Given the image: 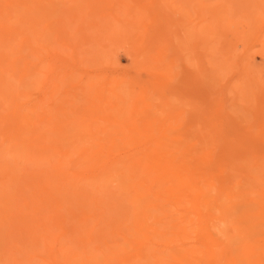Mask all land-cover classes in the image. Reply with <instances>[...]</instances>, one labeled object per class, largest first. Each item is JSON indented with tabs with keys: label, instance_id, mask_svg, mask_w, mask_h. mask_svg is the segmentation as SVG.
Wrapping results in <instances>:
<instances>
[{
	"label": "rangeland",
	"instance_id": "rangeland-1",
	"mask_svg": "<svg viewBox=\"0 0 264 264\" xmlns=\"http://www.w3.org/2000/svg\"><path fill=\"white\" fill-rule=\"evenodd\" d=\"M3 1V0H2ZM23 0H21V2H22ZM66 1V0H65ZM68 1V0H67ZM66 1V2H67ZM74 0H70V3H69V1H68V3L66 4L65 2H61V4H60V0H46L45 1V3H44V1L42 0H36V2L34 3V2H32L31 3V5H29L30 4V1H27V5L25 4V3H22V6H21V2H19V4H20V6L19 5H15V6H18V8H20V7H22V9H24L25 7V5L28 7V5H29V7L31 6V8H28V9H30V11H31V13H30V11L28 12L29 13V15H30V19H31V17L33 18V17H36V16H31L34 12L33 11H35V13H37L36 12V9H37V7H39L40 8V6H42V4L40 5L39 4V2L40 3H44L43 5H46V6H48V7H46V14H44V11H43V6H42V8H40V10H42L43 12H41V13H43V14H40V16L42 15L43 16V18H45V19H41L40 18V16L37 18L39 21L38 22H42V23H40V27H41V30L40 31H38L39 33L42 31V33H41V38L42 39H37V42L35 43L34 41H36L35 39L37 38L36 37V34H34V32H33V34H34V37H33V35L31 34L32 33V30L29 28L28 30H30L29 31V33L30 34H27L28 36H31L32 35V37H33V42L34 43H32V44H34L35 45V47H37L35 50H36V52H34L29 58L31 59V60H33V61H35V62H40V60H42V62H41V64H40V68L38 69L39 71H37V72H35V75H34V77H33V80L31 81V84H32V82L34 83V85H31L30 83H29V85H30V87L29 86H25V85H20L16 90H18V92H16V90H15V92H13L14 94V96L16 97V100L15 99H13V98H10V100L8 101L9 103H5L4 105L5 106H3V104L1 105L2 107H0V130L2 131H4L5 129H7V127L6 126H8V125H15L16 124V120L15 119H17V117L16 116H18V109H20L19 108V106L21 105V104H23V105H25L24 107H30L31 106V104L33 103V102H42V104H43V106H44V108L42 107V109H40V112H45V114H47L49 117H47V118H49V124H50V126H52V127H54V125L55 126H58L57 124H62V122L64 123V124H62V126H64V125H68V123H70V127L68 126V131L71 129L72 130V128H74L75 129V123H76V121L74 122V120L76 119V116L77 115H74V113H73V109H77V107L78 106H81L82 108L84 107L85 109H86V112H87V110H88V108H89V106L91 105L92 107H93V110H92V107H91V110H89V114H91V116L92 115H94V113L96 112V110H97V105H102L103 103H101L103 100V102H105V103H108V102H110L112 99H113V101L115 100V98L117 97L116 95H114L113 96V94H110V95H112V96H110L112 99L110 100V98H109V101L107 100L108 99V97L106 98V101H108V102H106L105 101V94H106V92L107 93H109L108 91H107V88H109V89H111V87L112 88H116V86H117V83L119 82V79L120 80H123V79H125V82H124V85L126 84V86H129V85H131V84H127V80H126V78L129 80V79H132L133 81H134V83H133V86L134 87H132V89L130 88V86H129V89L131 90V91H133V89H135V87H136V89L137 90H139V91H142L143 90V88H144V90H148L147 91V94H148V98L146 97V99H147V102L148 101H150V100H152V101H150L151 103L149 104V106L147 105V104H144V108L143 109H141L142 111H144V115H146L145 114V108H146V106L145 105H147V108H146V110H149V111H151L150 109H152V110H159V114H158V116L154 119H152L151 118V120L149 119V118H146V120L148 121L149 120V122L151 121V123L150 124H154L155 125V127H156V131L157 132H159L161 129H165V128H167V127H170V124L171 125H173V127L175 128L176 127V130L178 131V132H182V133H184V132H186L187 130L190 132H192L193 130L196 132V133H194L193 132V135L195 134H197V132L199 131V129H195V128H201V130H202V127H203V129H204V132H205V127H206V133L208 134L209 132L212 134L213 133V136H214V138H213V136L212 135H210V134H208L209 135V137L212 139V141L214 140H216L215 141V143H211V141L209 140V142H207V148L209 149H212L211 151H213V152H210V162H211V160H214V161H212L211 163H210V165L211 164H216L215 166H213V165H211V167H213V168H215L216 167V169H222V168H224V169H228V172H229V176H228V180H227V182H224V184H226V183H228V185H230V186H232V188H231V190H232V192L233 191H235V189H236V187H237V189H236V191L235 192H233L231 195H232V197H233V194L235 193V194H237V192L239 191V193H238V198L237 199H239L238 201H239V203L242 201V204L244 203V202H246L244 205H246V204H250L251 203V200L250 199H252L251 197H250V195H252V197L254 196L253 195V193L254 192H256V190H259V192L260 191H263L264 192V190H262V188L260 189L259 187H260V183H262V181H264V41H263V39H264V37H262L260 34H258V32L257 31H260L261 29L259 28V30L258 29H256V31H255V29H253L252 28V26H255V25H253L252 24V19L250 18V16L253 18V15H252V13H255L254 12V10L256 9L255 7H260L259 5H262V4H264V0L262 1V0H257L258 2V4L259 5H257V4H254V5H252L251 3L252 2H250V4L249 5H247V4H244V3H242L241 5L240 4H238L239 3V1H241V0H231V3L230 4H228V8H227V10L225 9V10H223L222 8H225L226 6L225 5H227V3H229V1L227 0H219V2H217L218 0H203L204 1V3H203V1H201V0H169V2L171 1V3H170V5L169 6H164L163 5V3L165 2V1H168V0H123L122 2H121V0H111V1H109V0H78L81 4H79V6L78 5H76V3L78 2L77 0L75 1V2H73ZM92 1H94L93 3H92ZM95 1H97V2H95ZM103 1V2H102ZM105 1V2H104ZM119 1V2H118ZM137 1V2H136ZM163 2V3H161V5H157V3L158 4H160L159 2ZM173 1V2H172ZM196 1V2H195ZM253 2H254V0H252ZM11 2V3H10ZM55 2H57L56 4H55ZM82 2H85L84 4L82 3ZM110 4H109V3ZM195 2V3H194ZM198 2H199V7H200V2L202 3V4H205L206 6H204L205 7V9H207V11L205 10V9H202V14H205L204 16L201 14V8H200V10H197L198 9ZM205 2H208V5H209V3H210V6H207V4L205 3ZM217 2V3H216ZM2 3V6L3 7H1L0 6V11L3 9V8H5V6H6V9H10V8H7V4H9V6L8 7H11L12 5H14V3H16V4H18V1L16 0H6V1H3V2H1ZM64 3V4H63ZM106 3V4H105ZM118 3H120L119 5H118ZM197 3V4H196ZM221 4V3H223V4H221L222 6L224 5V3H226L224 6L225 7H222L221 5H220V8L218 7L219 5H217V7L218 8H216V9H213V10H211L212 9V4H213V6L214 7H216V4ZM256 3V2H255ZM262 3V4H261ZM33 4V5H32ZM36 4H37V6H36ZM48 4V5H47ZM58 4H60V5H58ZM63 4V5H62ZM70 4V5H69ZM71 4H75V5H72L74 8H72V6H71ZM78 4V3H77ZM157 5V6H155V7H153V5ZM234 4V5H233ZM236 4H238L239 6H241V7H238V5H236ZM39 5V6H38ZM53 5V6H52ZM67 6V8H65V9H67V11H66V13H64L63 12V8L64 7H66ZM82 5V6H81ZM131 5V6H130ZM173 5V6H172ZM230 5H233V6H230ZM247 5L248 6V10L245 8V6ZM33 6V7H32ZM36 6V7H35ZM52 6V7H51ZM56 6V9L55 8H53V7H55ZM59 6V7H58ZM63 6V7H62ZM75 6H76V9H75ZM87 6V7H86ZM107 6V7H106ZM119 6V7H118ZM137 6H139V7H137ZM193 6H197L196 8H194ZM246 6V7H247ZM263 6V5H262ZM14 7V6H13ZM12 7V8H13ZM45 7V6H44ZM62 8L63 10H62V12L64 13V14H62V12H58L59 14H61V16L60 15H58V16H56V13H57V11L55 12L54 10H52L53 11V13H54V15L56 16V17H58V18H56L54 15H53V13H52V11L50 10L51 8H53V9H55V10H57V9H59V8ZM69 7L70 8H72V9H69ZM84 7V11H82L81 10V8H83ZM116 7V8H115ZM121 7V8H120ZM130 7H134V10H132V12H131V14H129V19H128V17L126 18V16H127V12H128V8L130 9ZM165 7V8H164ZM182 8V10H184V11H182L181 10V12H180V9ZM183 7H185L184 9H183ZM190 9H189V8ZM196 9V11L195 12H197L198 14H196L195 12H193L194 11V9ZM202 7V6H201ZM231 7H233L232 8V10H230V8ZM237 7V8H236ZM49 9V11H51L50 13H49V11L47 12V10ZM60 8V9H61ZM79 8V9H78ZM86 8V9H85ZM97 8V9H96ZM107 8L109 9V10H107ZM120 8V9H119ZM145 8V9H144ZM151 8V9H150ZM174 8V9H173ZM178 8H179V10H178ZM188 8V10H189V12H187L186 11V9ZM210 8V10H208ZM241 8H245L247 11H246V13H245V15H243L242 16V14L245 12V11H242L241 10ZM254 9V10H251V9ZM263 9H264V6L262 7ZM262 8H259V9H257V10H259V11H262L263 9ZM21 8H20V10H22ZM27 9V8H26ZM26 9H24V11L26 10ZM75 9V10H74ZM113 9L115 10L114 12H113ZM116 9H117V11H116ZM133 9V8H132ZM144 9V10H143ZM164 9V10H163ZM192 9H193V11H192ZM16 9L14 8V11H15ZM45 10V9H44ZM81 10V11H80ZM148 10H150V13H149V11ZM159 10V11H158ZM176 10V11H175ZM205 10V11H204ZM218 10V12H219V14H220V11L219 10H223L221 13H223L224 11H228V14L226 13V12H224L223 14L225 15V14H227L231 19H232V22H235V23H237V22H239V21H243V22H240L239 23V26H240V31H246L244 34L242 33V34H240V36H238L237 35V33L233 30V28H235L234 27V25L235 24H233L232 25V29H218V22L219 21H217L218 20V18H219V20H222V18H220L223 14H218V12H216ZM236 10V11H235ZM239 10H240V13H239ZM23 11V10H22ZM59 11V10H58ZM73 11V12H72ZM78 12V14H76L77 12ZM107 11V12H106ZM111 12L110 14H109V12ZM148 11V12H147ZM158 11V12H157ZM165 11H166V13H165ZM198 11H200V13L198 12ZM210 13H209V12ZM211 11H213L212 13H211ZM216 13H215V12ZM233 11V12H232ZM238 11V12H237ZM252 11V12H251ZM38 12H39V10H38ZM39 12V13H40ZM67 12H68V14H67ZM69 12H71L72 13V16L74 17H70L69 16V14H71V13H69ZM97 12V13H96ZM145 14H144V13ZM156 12V13H155ZM168 12H170V13H168ZM207 12V13H206ZM243 12V13H242ZM251 12V13H250ZM263 13H264V10L262 11ZM15 13H16V11H15ZM20 12H18V14H19ZM34 13V14H35ZM105 13V14H104ZM109 15H108V14ZM115 13V14H114ZM142 13H143V15H142ZM184 13H186V15L184 14ZM213 13H215L214 15H213ZM242 13V14H241ZM260 13V12H259ZM50 14V15H49ZM65 14H67V15H65ZM93 14H96V17H95V15L93 16ZM179 14V15H178ZM187 14H188V16H187ZM210 14V15H209ZM218 14V15H217ZM232 14V15H231ZM250 16H249V15ZM16 15H17V13H16ZM15 15V16H16ZM27 15V16H26ZM26 15H25V12L23 13V15H22V13H21V15H20V17H23V18H25V17H27L26 19L28 20V17H29V15L26 13ZM36 15V14H35ZM39 15V14H38ZM63 15H65V16H63ZM79 15V16H78ZM104 15H106V16H104ZM116 15V16H115ZM133 15V16H132ZM142 16V20H140L139 22H137L136 21V23H135V25L137 26H134V22H135V20H133V23L129 26L128 25V27H126V28H124L125 30H123V29H121V32L122 33H126V37L128 38V39H130V40H133L132 42H136L134 39H136V38H134L133 36H134V34H136V37L138 38L139 36H140V38H141V41H139V43H140V47H139V43H137L136 45L134 44V43H130V41H128L127 40V38H125V35H123V34H121V32H120V27H121V25H126L127 24V21H131L130 19H133L134 18V16L137 18H140L141 16ZM192 15V16H191ZM201 15H202V17H201ZM207 15H209V16H207ZM67 16L69 17V18H73V20H71V21H69V18H67ZM82 16H84L85 18H86V20H88L89 18H90V20H92L91 22H89V20L88 21H84L85 22V24H81L80 26H79V24H80V21L84 18H82ZM110 16V17H109ZM112 16H114V17H112ZM211 16H214V17H212L211 18ZM228 16H226L225 15V17H226V22H230L231 23V21H229V20H231L230 18H228ZM232 16V17H231ZM247 16H249V18L247 17ZM18 17V16H17ZM14 17V20L15 19H19L20 17ZM52 17V18H51ZM55 17V18H54ZM62 17H64V20L62 19V20H59V19H61ZM76 17V18H75ZM77 17H78V19L79 20H76L77 19ZM95 17V18H94ZM116 17V18H115ZM126 18V19H123V18ZM197 17V18H196ZM199 17V18H198ZM223 17V16H222ZM46 18H48V19H46ZM66 18L68 19L67 21H66ZM82 18V19H81ZM92 18V19H91ZM102 18V19H101ZM103 18H104V20H103ZM115 18V19H114ZM187 18H190L191 20H190V22L191 23H188V21H189V19H187ZM227 18H228V21H227ZM245 18V19H244ZM34 19V18H33ZM52 19V21H50ZM96 19V20H95ZM116 19H117V21H116ZM176 19V20H175ZM198 19V20H197ZM202 19V20H201ZM27 20H25V22H23V24H25L26 22H27ZM57 20H59L58 22H57ZM125 20V21H124ZM138 20V19H137ZM144 20H146V21H144ZM186 20V21H185ZM234 20V21H233ZM248 20H250L251 21V24H249V22L250 21H248ZM16 21V20H15ZM72 21L74 22V23H72ZM144 22V24H145V26L146 27H144V24H142V26L144 27V29H143V31H142V29H137L138 28V26L140 27V22ZM212 21V22H211ZM31 22V21H30ZM29 22V20H28V23L29 24H31ZM37 22V21H36ZM43 22H46V23H43ZM47 22H48V24H47ZM69 22H71V23H69ZM87 22H89V23H91V24H89V23H87ZM96 22V23H95ZM104 22V23H103ZM120 22V23H119ZM180 22V23H179ZM197 22V23H196ZM225 22V21H224ZM82 23V22H81ZM98 23V24H97ZM125 23V24H124ZM212 23V24H211ZM216 23V24H215ZM18 24H20V22L18 23ZM28 24V25H29ZM47 24V25H46ZM61 24H64V25H61ZM72 24V25H71ZM87 24V25H86ZM98 26H97V25ZM183 24V25H182ZM187 24H188V26H187ZM206 24V25H205ZM220 24V23H219ZM240 24H242V25H240ZM25 25H27V23L25 24ZM24 25V26H25ZM45 25V26H44ZM60 25V26H59ZM69 25V26H68ZM78 25V26H77ZM94 25V26H93ZM180 25V26H179ZM21 26H23L22 24H21ZM23 26V27H24ZM37 26H38V24H37ZM39 26H38V28H39ZM43 26H44V28H45V30H44V28H43ZM56 26H57V28L58 29H63V28H65V30L67 29V31L66 32H64V34L63 35H60L59 33H56L54 30H51V29H53L54 27L56 28ZM63 26V27H62ZM87 26V27H86ZM90 26V27H89ZM97 26V27H96ZM205 26V27H204ZM217 26V27H216ZM22 27V28H23ZM46 27H47V29H48V27H49V30H47L46 29ZM67 27V28H66ZM112 27V28H111ZM142 27V28H143ZM181 29H180V28ZM43 28V29H42ZM96 28V29H95ZM197 28L199 29L198 30V32L197 31H195L194 29H196L197 30ZM206 28V29H205ZM224 28V27H223ZM82 31V33L84 34L83 35V41H84V43H83V41H80V43L82 42V44H80L79 42H78V40H79V37H81V35H82V33H81V31ZM84 29H85V32H84ZM136 30V32H135V30ZM145 29H147V30H145ZM183 29V30H182ZM201 29V30H200ZM208 29L210 30L211 29V31H208ZM2 30V29H1ZM20 30H24V29H20ZM44 30V31H43ZM56 30V29H55ZM116 30H118V31H116ZM134 30V31H133ZM218 30V31H217ZM236 30V29H235ZM49 31V33H47ZM55 33H54V32ZM58 31V30H57ZM70 31V32H69ZM79 31V32H78ZM91 31V32H90ZM103 31V32H102ZM124 31H126V32H124ZM137 31H138V33H137ZM141 31V32H140ZM144 31L146 32L145 34V36L143 35V33H144ZM179 31V32H178ZM183 31V32H182ZM191 31V32H190ZM249 31V32H248ZM2 32H4V31H2ZM2 32L0 31V33H1V35H2ZM20 32V31H19ZM19 32H17V33H19ZM22 32V31H21ZM37 32V33H38ZM128 32H130V34L128 33ZM150 32V33H149ZM193 32V33H192ZM213 32V33H212ZM218 32V33H217ZM66 33V34H65ZM69 33V34H68ZM97 33V34H96ZM101 33V34H100ZM118 33V34H117ZM132 33V34H131ZM197 33L199 34V33H201L200 35H199V37H198V35H197ZM206 33V34H205ZM209 35H208V34ZM222 33V34H221ZM224 33V34H223ZM229 33V34H228ZM254 33V34H253ZM47 34H48V36H47ZM56 34V35H55ZM73 34V35H72ZM81 34V35H80ZM155 34V35H154ZM183 34H185L187 37L189 36V37H192V38H187L186 40H188V43H186L185 42V38H184V42H181V41H183V38L181 37ZM205 34V35H204ZM213 34H215V35H213ZM221 34V35H220ZM255 34H256V36H255ZM52 35V36H51ZM69 35V36H68ZM76 35V36H75ZM181 35V36H180ZM185 35H183V36H185ZM217 35V36H216ZM223 35V36H222ZM260 35V36H259ZM5 35L3 34V37H4ZM24 37L22 38L23 40H24V38H25V36H26V34L25 35H23ZM38 36V35H37ZM44 36V37H43ZM185 36V37H186ZM195 36V37H194ZM204 36H208V37H206V38H209V44L207 45V47L208 48H205L206 50L207 49H209V52L208 51H206L207 53H211V54H208L207 55V53L206 52H204L205 51V49H203L206 45H202V41L200 40L201 38H203ZM210 36V37H209ZM2 37V38H3ZM107 39H106V38ZM146 37V38H145ZM155 37V38H154ZM182 39H181V38ZM242 37V38H241ZM5 38V37H4ZM50 38V39H49ZM64 38V42L63 41H61V39H63ZM68 38H69V40H68ZM82 38V37H81ZM109 38H110V40H109ZM150 38V39H149ZM153 38V39H152ZM200 38V39H199ZM213 38V39H212ZM54 39V40H53ZM58 39V40H57ZM91 39H99V41L97 40L96 42H94L93 40V42H94V46H96L97 45V48H94V46H93V48L91 47L92 45H91V43L93 44V42L91 41L90 43H89V40H91ZM145 39V40H144ZM181 39V40H180ZM193 41H192V40ZM244 39V40H243ZM253 39V40H252ZM4 40V39H3ZM22 40V41H23ZM67 40H68V42H67ZM81 40V39H80ZM126 40L128 41V43H129V46H131V47H129V46H127L128 44L126 43ZM203 41H204V39H202ZM219 40V41H218ZM243 40V41H242ZM39 41V42H38ZM46 41V42H45ZM101 41V42H100ZM116 41V42H115ZM119 41H121L120 43H122V44H118V42ZM123 41V42H122ZM193 42V44L191 43V42ZM224 41V42H223ZM249 41V42H248ZM40 42H42V46L41 47H39V45H41L40 44ZM45 42V43H44ZM69 42H71V44L69 43ZM73 42H74V44H73ZM77 42V43H76ZM86 42V43H85ZM113 42V44L112 45H110V43H112ZM157 42H159V44L157 43ZM190 42V43H189ZM205 42V41H204ZM244 42V43H243ZM97 43H99V44H97ZM116 43V44H115ZM124 43V44H123ZM143 43H144V45H143ZM157 43V44H156ZM185 43V44H184ZM207 43H208V41H207ZM206 43V44H207ZM210 43H211V45H210ZM233 43H234V45H233ZM246 43H248V44H246ZM48 46H47V45ZM55 44V45H54ZM70 44V45H69ZM87 44H89V46L87 45ZM105 44V45H104ZM154 44V45H153ZM191 44V45H190ZM219 44V45H218ZM224 44V45H223ZM236 44H238V46L236 45ZM36 45H38V46H36ZM49 45H51V46H49ZM80 45H81V47H80ZM187 45H188V47H187ZM245 45V46H244ZM44 46H46V47H44ZM56 46V47H55ZM66 46V47H65ZM99 46V47H98ZM134 46H135V49H134V51L135 52H139L140 53V55H134V54H136V53H134L133 52V54H131V52L133 51V48H134ZM193 48H192V47ZM202 46H203V48H202ZM213 46V47H212ZM218 46V47H217ZM239 47V49L237 48L236 49V47ZM6 47V46H5ZM43 47V48H42ZM59 47V48H58ZM88 47H89V49H90V51H86V49L87 50H89L88 49ZM104 47H105V51H106V49L108 50V54L105 52L104 53ZM107 47V48H106ZM125 49H124V48ZM143 47H144V49H143ZM220 47V48H219ZM235 47V48H234ZM244 47H246V48H244ZM1 48V47H0ZM55 48V49H54ZM74 48V49H73ZM79 48H81V49H79ZM85 48V49H84ZM120 48H122V49H120ZM140 48V49H139ZM189 50H188V49ZM6 49V48H5ZM67 49V50H66ZM76 49V50H75ZM83 49V51H85L84 53H83V51H80V50H82ZM91 49H93V50H96V52L95 51H93V52H91L92 50ZM117 49H119V50H117ZM157 49V50H156ZM235 49V50H234ZM244 49V50H243ZM2 50V49H1ZM24 50H25V52H24ZM24 50H22L21 52H19L20 54H21V56H22V54H23V56H25L24 55V53L27 55L28 53H29V48H25ZM27 50V51H26ZM75 50V51H74ZM77 50H79V51H77ZM140 50H141V52H140ZM164 51L165 52V54L167 53V55H163V54H158V52H160V51ZM180 50H182V51H180ZM191 50V51H190ZM203 50V51H202ZM234 52H233V51ZM238 50V51H237ZM66 51H69V53L71 54H67V52ZM99 51V52H98ZM109 51H110V53H109ZM114 51V52H113ZM116 51V52H115ZM152 51V52H151ZM154 51V52H153ZM187 51V52H186ZM240 51V52H239ZM244 51V52H243ZM26 52H28V53H26ZM97 52H98V54H97ZM113 52V53H112ZM137 52V53H138ZM151 52V54H147V53H150ZM3 53L4 52H2L1 54H0V60H3L4 61V59L2 58L6 53H4V55H3ZM37 53H38V55H37ZM53 53H55L56 55H53ZM66 53V54H65ZM115 53V54H114ZM183 53H185V54H183ZM195 53V54H194ZM205 53V54H204ZM233 53V54H232ZM244 53V54H243ZM14 54H16V53H13L12 55H14ZM20 54H18V57H20ZM82 54H85V56H91L89 59H91V60H87V59H85V56H83ZM97 54V55H96ZM236 54V55H235ZM243 54V55H242ZM11 55V56H12ZM17 55V54H16ZM53 55V56H52ZM78 55V56H77ZM114 55V56H113ZM144 55H147V59L145 58V56ZM153 56L152 58H153V60H152V62L151 63H149V57L150 56ZM162 55V56H161ZM171 55H172V57H171ZM211 55V56H210ZM217 55V56H216ZM233 55V56H232ZM76 58H75V57ZM100 57V59H99V57ZM111 56H113V57H111ZM137 56H139V57H137ZM149 56V57H148ZM161 56V57H160ZM164 56H166V58L164 59ZM227 56V57H226ZM230 56V58L228 59V57ZM232 56V57H231ZM235 56V57H234ZM242 58H241V57ZM5 57H6V55H5ZM4 57V58H5ZM101 57H104L103 59H101ZM106 57H107V59H106ZM108 57H110L109 59L110 60H108ZM116 57V58H115ZM137 57V58H136ZM156 57V58H155ZM192 57V58H191ZM194 57V58H193ZM212 57H214L213 59H212ZM239 57V58H238ZM246 57V58H245ZM9 58H11V57H9ZM9 58H7V59H9ZM75 58V59H74ZM112 58L115 60V63L114 62H112ZM144 58V59H143ZM155 58V59H154ZM207 58V59H206ZM216 58V59H215ZM238 58V60H236ZM6 59V58H5ZM12 59V58H11ZM14 59H18L19 60V58H16V57H14ZM143 59V60H142ZM147 61H146V60ZM158 59V60H157ZM200 59V60H199ZM212 61H211V60ZM234 59V60H233ZM242 59V60H241ZM10 60V59H9ZM13 60V59H12ZM18 60H14L13 61V63H16V62H19ZM38 60V61H37ZM65 60V62H63ZM74 60V61H73ZM80 60V61H79ZM82 60V61H81ZM84 60V61H83ZM137 60H138V62H139V64H138V62H137ZM162 60H164V61H161ZM215 60V61H214ZM217 60V61H216ZM240 60V61H239ZM51 61V62H50ZM111 61V62H110ZM159 61V62H158ZM187 61V62H186ZM200 63H199V62ZM74 62V63H73ZM86 62H87V64H86ZM140 62H141V64H142V67L145 65V67L142 69V67H141V64H140ZM158 62V64L157 65H159L160 64V62L164 65V63H165V66H163L162 64V68L161 67H159L161 70L159 71V69L157 70V66H156V69L154 70V63L156 64ZM212 62V63H211ZM228 62V63H227ZM231 62H235V64H231ZM240 62V63H239ZM246 62V63H245ZM67 63V64H66ZM113 63V64H112ZM136 63V64H135ZM152 63H153V65H152ZM68 64H72V66L70 65V67H69V65ZM150 64V65H149ZM210 64V65H209ZM244 64L247 66V67H245L244 66ZM160 65V66H161ZM171 65V66H170ZM201 65V66H200ZM7 66H9V65H7ZM127 66V67H126ZM148 66V67H147ZM169 66V67H168ZM213 66V67H212ZM240 66H242V67H240ZM76 67V68H75ZM134 67V68H133ZM139 67V68H138ZM153 67V69H151ZM166 67V68H165ZM173 67V68H172ZM178 67V68H177ZM184 67V68H183ZM189 67V68H188ZM207 67V70L206 69H204V68H206ZM244 67V68H243ZM254 67V68H253ZM126 68V69H125ZM164 68V69H163ZM183 68V69H182ZM242 68H243V70H242ZM257 68V69H256ZM52 69V70H51ZM149 69H151V70H149ZM169 69H172L171 71H169L170 73H168V70ZM191 69V70H190ZM259 69V70H258ZM42 70V71H41ZM51 70V71H50ZM63 70V71H62ZM152 70H154V72L152 71ZM166 70H167V73H166ZM201 70V71H200ZM206 70V71H205ZM11 71V70H10ZM65 71H68V72H65ZM191 71H192V73H191ZM205 72V74H204V72ZM229 71V72H228ZM253 71V72H252ZM14 72V71H13ZM157 72V73H156ZM172 72V73H171ZM240 72V73H239ZM257 72V73H256ZM11 73H12V71H11ZM44 73V74H43ZM66 73H67V77L65 78V79H67L66 81L65 80H63L64 78H62L63 76H65L66 75ZM112 73L115 75V76H112ZM203 73V74H202ZM207 73V74H206ZM8 74H10V72L8 73ZM111 74V75H110ZM150 76H149V75ZM164 76H163V75ZM169 74V75H168ZM191 75L192 74V76H193V74H194V76L192 77V76H189L188 77V75ZM13 75V76H12ZM84 77H83V76ZM96 75V76H95ZM109 75V76H108ZM168 77H167V76ZM186 75V76H185ZM9 76V75H8ZM58 76H59V78H58ZM71 76H72V78H71ZM91 76V77H90ZM101 78H100V77ZM158 76V77H157ZM170 76H172V77H170ZM213 76V77H212ZM252 76H254V78L252 77ZM10 77H12L11 78V80L13 81L14 79H15V81L14 82H17L16 81V78L14 77V73L13 74H11V76ZM35 77H36V79H35ZM37 77H39V78H37ZM97 77H99L100 79H98ZM113 77V78H112ZM124 77V78H123ZM170 77V78H169ZM184 77H186V78H184ZM69 78V79H68ZM71 78V79H70ZM89 78V79H88ZM109 78V79H108ZM110 78H111V80L113 79L114 81L112 82V83H114L112 86H108L107 87V85H110V84H112L111 83V81H109L110 80ZM135 78H137L138 79V81H137V79L135 80ZM162 80H161V79ZM171 78H173V79H171ZM204 78V79H203ZM213 78V79H212ZM42 79V80H41ZM56 79H57V81H56ZM91 79V80H90ZM101 79H103L104 80V82H103V80H101ZM106 79V80H105ZM182 79V80H181ZM188 79H190V80H188ZM195 81H194V80ZM196 79L198 80V83H197V81H196ZM199 79L201 80L200 82H199ZM208 79V80H207ZM250 79V80H249ZM35 80H38V81H36L37 82V84H35L36 82H34ZM58 80H59V82H61L60 84H59V82H58ZM210 80V81H209ZM213 80V81H212ZM224 80V81H223ZM87 83H86V82ZM92 81H94V82H97V83H95V86L98 84V87H102V86H100V83L99 82H101V85H103V87H104V83H105V91H103V90H101L100 88V90L98 91V90H96V88H98V87H95L94 85V87H95V89H85L84 91H83V89L85 88V85H84V83H86L87 84V87L89 86L88 85V83L89 82H92ZM105 81H108V83L107 82H105ZM130 81V80H129ZM128 81V82H129ZM132 81V82H133ZM160 81V82H159ZM165 81H167V82H165ZM183 81V82H182ZM206 81H208V82H206ZM58 82V84H55V83H57ZM65 82V83H64ZM131 82V81H130ZM129 82V83H130ZM137 82H139V83H137ZM142 82H143V84H142ZM176 82H177V84H176ZM213 82V83H212ZM76 83H78V84H76ZM103 83V84H102ZM147 83V84H146ZM165 84V85H163L162 86V84ZM187 83H188V86H185V85H187ZM197 83V84H196ZM135 84V85H134ZM145 84V85H144ZM155 84V85H154ZM183 84V85H182ZM201 84V85H200ZM72 85H76V86H78V88H76L75 90H76V93H75V96H77V97H75V96H73V99H74V102H72V103H70V102H65L66 101V98H69L70 96V94L68 95V94H63V93H61V94H59L60 93V91H61V89H62V87H63V89H64V87L65 88H68V87H71ZM123 85V86H124ZM143 85L145 86V87H143ZM171 85V86H170ZM193 86V87H190V86ZM211 85V86H210ZM213 85H214V87H213ZM218 85V86H217ZM60 86H61V89H60ZM68 86V87H67ZM81 86H83V89H81ZM93 86H92V88H93ZM153 86H154V88H153ZM159 88H158V87ZM176 88H175V87ZM185 86V87H184ZM198 88H197V87ZM260 86V87H259ZM24 87H26V90H28V92H29V94H25V91L23 92V90H24ZM125 87V86H124ZM149 87V88H148ZM166 89V90H164V88ZM167 87L169 88V89H171V90H174V91H171V90H168L167 89ZM179 87H181V88H179ZM200 87H201V92H202V94H201V92L199 91L200 90ZM81 90H80V89ZM89 88H90V86H89ZM148 88V89H147ZM158 88V89H157ZM161 88H162V90H161ZM173 88H175V89H173ZM191 88V89H190ZM207 88V89H206ZM217 88V89H216ZM60 91H59V90ZM157 89V90H156ZM179 89V90H178ZM183 89V90H182ZM186 89V90H185ZM208 91V90H210L209 92H207L206 90ZM52 90H54V91H59V93L56 91L55 93H54V91H52ZM89 90H90V96H89ZM95 90V91H94ZM155 90V91H154ZM175 90H176V92H175ZM205 90V91H204ZM97 91V92H96ZM101 91H103V93H104V98H101V97H103V93L101 92ZM123 91H125V92H123ZM131 91H129L128 90V88L127 87H125V89H121V94H125V93H127L128 94V96L127 95H125L124 97H127V98H122V101L123 102H121V97L119 98V103H120V105L118 104V106H120V107H127V110H128V112H130V113H132L133 112V106H134V104H136V103H131L130 102V100L131 99H129L130 98V92ZM160 91V92H159ZM163 91V92H162ZM167 91V95H169V96H167L166 95V92ZM170 91V92H169ZM178 91V92H177ZM195 91V92H194ZM84 92H85V94H84ZM100 92V96L98 95V93ZM123 92V93H122ZM134 93H135V91H133ZM162 92V93H161ZM168 92L169 93H171V94H168ZM180 92H181V94H180ZM187 92H188V97L186 96L187 95ZM190 92V93H189ZM192 92H194V94H191ZM80 93V94H79ZM83 93V94H82ZM93 93H94V95H93ZM110 93H112V92H110ZM138 93H140V92H138V91H136V93L135 94H138ZM160 93V94H159ZM164 93H165V95H166V97H170V95H172L174 98H172V97H170L169 99H167L166 97H165V95H164ZM173 93V94H172ZM178 93V94H177ZM204 93V94H203ZM261 93V94H260ZM17 94H19V97L17 96ZM120 94V95H121ZM183 94H185V95H183ZM189 94L191 95V97L189 96ZM57 95H58V98H57ZM62 95V96H61ZM68 95V96H67ZM96 95H97V98H96ZM106 95H108V94H106ZM175 95V96H174ZM180 96V95H182V97L180 98V97H178V96ZM92 96H93V98H92ZM121 96H123V95H121ZM137 97H138V95H136ZM52 97H53V99H52ZM60 97V98H59ZM65 97V98H64ZM81 97V98H80ZM94 97H95V100L93 101V99H94ZM153 99H152V98ZM162 97V98H161ZM178 99L177 101H176V98ZM207 97V98H206ZM211 97V98H210ZM89 99L88 100V104H87V99ZM101 98V99H100ZM139 98H141V97H139ZM150 98V99H149ZM54 99L56 100V101H54ZM97 99H99V100H97ZM103 99V100H102ZM149 99V100H148ZM165 99H167V100H165ZM171 99V101H169ZM207 99V100H206ZM3 99H0V102L2 101ZM53 100V101H52ZM81 100H83V102L81 101ZM125 100V101H124ZM157 100V102H154V101H156ZM97 101V102H96ZM98 101H100V102H98ZM112 101V102H113ZM209 101V102H208ZM63 102H65V103H63ZM85 102V103H84ZM94 102H95V104H94ZM126 102V104H124V105H122V103H125ZM130 102V103H129ZM184 102V104H183V106H182V103ZM208 102V103H207ZM236 102V103H235ZM238 102V103H237ZM56 103V104H55ZM83 103V104H82ZM93 103V104H92ZM101 103V104H100ZM153 103V104H152ZM158 103H160V104H158ZM174 103V104H173ZM177 103V104H176ZM54 104V105H53ZM80 104V105H79ZM97 104V105H96ZM110 104V103H109ZM109 104H107V105H109ZM131 104H133V106L131 105ZM241 104V105H240ZM48 105V106H47ZM59 105H61V107L59 106ZM70 105V106H69ZM83 105V106H82ZM87 105V107H85ZM94 105V106H93ZM105 104H103V106H104ZM130 105L132 106V107H130ZM141 105V104H140ZM160 105V106H159ZM178 105H180V108L179 109H177L176 108V106H178ZM197 105H199L201 108L203 107L204 108V111H206L208 114V117H206L205 115H203L201 118H200V122H201V124H202V122H203V124H205V126H203V125H200V127H199V123L198 124H196V119H197V112H198V110H197ZM65 106V107H64ZM70 108H69V107ZM72 106V107H71ZM102 106V107H103ZM158 106H159V108H158ZM162 106V107H161ZM163 106H165V107H167L166 109V111L164 112V111H161V109L163 108ZM172 106V107H171ZM187 106V107H186ZM193 106H195V107H193ZM245 106V107H244ZM247 106V107H246ZM64 107V108H63ZM110 107V106H109ZM108 107V108H109ZM130 107V108H129ZM137 107H139V104L137 105ZM152 107V108H151ZM160 107H161V109H160ZM179 107V106H178ZM27 108V109H28ZM52 108V109H51ZM55 108H57V109H55ZM60 108H61V110H60ZM66 108V109H65ZM83 108V109H84ZM96 108V109H95ZM111 108V107H110ZM109 108V110H111ZM26 109V110H27ZM64 109V110H63ZM84 109V110H85ZM90 109V108H89ZM95 109V110H94ZM105 109H106V106H105ZM104 109V111H105V113L104 114H107L108 113V115H109V113H111V114H114V112L113 111H115V109H116V107H115V109H114V107H112V111L110 112L108 109H106L105 110ZM114 109V110H113ZM163 109H165V108H163ZM162 109V110H163ZM216 109V110H215ZM47 112H46V111ZM60 110V111H59ZM66 110V111H65ZM108 110V111H107ZM127 110L125 111L124 110V112H126V114H129V113H127ZM130 110V111H129ZM51 111V112H50ZM55 111V112H54ZM71 111H72V113H71ZM148 111V112H149ZM160 111H161V113H160ZM254 111V112H253ZM256 111V112H255ZM66 112H67V114H66ZM68 112H70V113H68ZM85 112V113H86ZM91 112V113H90ZM157 112V111H156ZM218 112V113H217ZM84 113V114H85ZM118 113V111H116V114ZM142 113L143 112H141L140 113V115L141 116H139V113L135 116V118L137 117L138 118V116L139 117H142ZM209 113H210V115H209ZM53 114V115H52ZM73 114V115H72ZM161 114V116H159ZM206 114V113H205ZM143 115V116H144ZM242 115V116H241ZM36 116V117H35ZM38 115H34V118H35V120L36 119H38ZM68 117V118H67ZM75 117V118H74ZM70 118H74L72 121H73V123L71 122V121H68V123H66L67 121L66 120H69ZM144 118V117H143ZM199 118V117H198ZM205 118H208L207 119V121L206 120H204ZM5 121H4V120ZM50 119H51V121H50ZM52 119H53V121H52ZM2 120V121H1ZM45 120H48V119H45ZM80 120H83V118H79L78 119V121H80ZM102 120V119H101ZM136 121V120H135ZM191 121V122H190ZM2 122V123H1ZM44 122H46V121H44ZM43 122V123H44ZM50 122H52V124L53 125H51V123ZM54 122V123H53ZM58 122V123H57ZM213 122H214V124H216L215 126L213 125ZM32 124V126L34 125V127H36V130L34 129V131H29V134H30V132L32 133L31 135H30V138L28 137V134H27V136L26 137H28L29 139H27V138H25V143L29 140L30 141V139H33V132H36L37 131V126L38 125H40V124H42V122L40 123H37L36 121H35V123H37V124H35V123H33V122H31ZM57 123V124H56ZM101 123L104 125V123H105V125H107L108 124V121L106 122V120L105 121H101ZM133 123H136V124H139V121H137V122H134L133 121ZM132 123V124H133ZM146 123H148V122H146ZM161 123V124H160ZM169 123V124H168ZM179 123V124H178ZM195 124V125H192V124ZM207 123H209V125H210V123H212L211 125H213L214 127H216V128H214L213 126H212V128H213V130H219L218 132L217 131H215V132H211V131H213L212 129L210 130V128H211V126L209 127V125H207ZM163 124H164V126H163ZM207 125V126H206ZM31 126V127H32ZM60 126V127H59ZM57 128L55 127L54 129H51V128H49V130H46V132H47V135H49L50 137L52 136V138H53V140L56 142V144L54 145L53 144V146H52V139L51 138H49V139H51V140H49V141H47L49 144L48 145H50L51 144V146H49V147H51L50 149H49V147L48 148H45V146H44V144H39V146L37 145H31L32 143H30V142H28L29 144H30V148H29V151H27V153H29V152H31L32 150L34 151V148L36 147V152L38 151V153L36 154V161H34V160H32V159H28V161L27 160H25V161H23V159H21L19 156L20 155H17V156H15V159L13 160H11V163H12V165H13V163L16 161L17 162V165L20 163L19 161H20V159L22 160L21 162V167L22 166H24L25 164H26V166L28 167V169L29 170H27V168L25 169V170H23V171H20V170H18V168L16 169H13L12 168V170L10 171L9 170V172L11 173V175H13V173L14 172H23L24 174H23V176H24V180L23 181H25L26 183H27V179H28V181H30L31 182V180L30 179H32L33 181V184H34V182H35V184L37 185L38 184V182H40V181H38L37 182V180H41L42 178H44L45 177V175L46 176H49V174H50V178L52 177V176H55L56 175V173H60V172H64V174L63 175H66V178H65V176H64V178L66 179V180H68L69 178H70V182H72V180H74L73 182H72V184H73V187H70V186H68L67 187V189L65 190V192L66 191H69V196H74V197H78V195L80 196V194L82 195V196H80V197H78L77 199L78 200H74V199H72V200H70L69 201V199L68 198H65V197H63L64 196V194H62V195H59L60 193L58 192V196L60 197L59 199H60V201L61 202H67V203H69L68 204V206H70V205H73V203H78L79 202V204H80V202H82V200L84 201V203H87L86 205L87 206H94V207H92V209H93V211H92V209H89V210H91V211H89L90 212V214H93V212L95 211V209H100V207H99V205H97V206H95V205H93L91 202H93L92 200H90V198H92L97 192H99L100 190V192L98 193V194H100L101 192H103L102 191V187L100 188V190L98 191L97 189H99V187L102 185V186H104L103 185V181H102V183L98 186V185H92L91 183H93L94 184V181H92V180H86V181H83L84 179L83 178H85V177H81V176H76L75 175V172H76V174L78 173V172H83V173H85V174H89V175H94V173H95V175H97V173L100 171V169H103V165H102V162H103V160H105V157L107 156V157H109V155H107L106 153H105V147L101 144V143H103L104 141L105 142H108V141H106L108 138H107V136L108 137H111V133L109 134L108 133V131L109 132H111V130L109 129V130H105L104 132L103 131H100L101 130V128L100 129H96V135L94 134V136L92 135H90V136H88V134H87V137H90V139H87L86 140V136H83V138H80L79 140H86L88 143H89V141H90V143H91V141H92V144H88V143H84L83 141H82V143H84V145L82 144V145H80V141H77V143H78V145H80V148H79V151H80V149H81V147H82V150L80 151V153H79V151H78V154H81V155H83V152H84V155L86 156V157H89V160L91 159V158H95L96 159V157L98 158V159H93V161H95L96 163H91V162H93L92 160H90V162L87 160V158L85 157V156H83V158L82 159H84V157H85V159H86V161H87V163L91 166V164H93V167H95L94 169H92V170H90V168H87L88 167V165H86L87 163H86V161L83 163V160H82V162H79V166H77V167H74L73 166V164H74V162H71V161H74L73 159H74V157H78V156H76L75 154H77V153H75V154H73V155H71L72 153H74L73 152V150L76 148V150L78 149V147L79 146H77L76 145V143H72L73 141H75V140H73L74 139V137H72L71 139L73 140V141H71L70 140V145H71V143L73 144V145H69V143H68V145H67V143H64L63 141V139L61 138V137H59V134H61V130H64V129H66L67 127H62L61 125H59ZM177 126H179V128L177 127ZM202 126V127H201ZM5 128V129H4ZM208 128H209V131H208ZM73 129V130H74ZM69 131V133L70 134H72V136L74 135V132H73V130L72 131ZM0 131V132H1ZM85 131V130H84ZM84 131L83 132H81V134L82 133H84ZM99 132V134H97L98 132ZM208 131V132H207ZM216 132H217V134H216ZM221 132V133H220ZM2 133V134H1ZM0 133V144L4 147V135L6 134V132H4V135H3V132H1ZM108 133V134H107ZM118 133H120L121 135H118V137L117 138H120V137H122V135L124 134L121 130L118 132ZM123 133V134H122ZM219 133L222 135H219ZM106 134V135H105ZM216 134V135H215ZM55 135V136H54ZM98 135V136H97ZM104 135V136H103ZM116 134H115V136H117ZM215 136H217V137H215ZM55 137H58V138H61V140H62V144L60 145V144H58V143H60V139H57V141L54 139ZM69 137H70V135H69ZM103 137V138H102ZM104 137H105V139H104ZM221 137V138H220ZM94 138H95V140H94ZM141 139H145V138H139L138 139V142L139 143H136L138 146H136V147H138V149H139V147H140V149H142L143 148V146H141L140 145V143L141 144H143V141L141 140ZM220 141V142H218V140ZM222 139V140H221ZM99 140V141H98ZM66 141V140H65ZM69 141V140H68ZM94 141H96V142H94ZM103 141V142H102ZM17 142H19V141H17ZM51 142V143H50ZM67 142V141H66ZM98 142H99V144H98ZM218 142V143H217ZM28 143H26V144H28ZM93 143H96L95 144V146H94V144ZM110 142H108V144H109ZM208 143H210L209 145H208ZM25 144V145H26ZM104 144V143H103ZM107 144V143H106ZM135 144V145H136ZM75 145H76V147H75ZM90 146V148H88L89 146ZM93 145V146H92ZM102 145V146H101ZM144 145V144H143ZM219 145V146H218ZM32 146V147H31ZM69 146V147H68ZM92 146V147H91ZM127 146V147H126ZM126 146L124 145V148H125V152H121V153H119L120 154V156L119 157H121V155H123V153L125 154L126 152L128 153V149L129 148H131L132 147V145H131V147H130V145H129V148H128V144H126ZM134 146V145H133ZM27 146H25V148H24V150H28V148H26ZM58 147H60V150H59V153L57 152V151H55V150H57V148ZM64 147L67 149V151H66V149H65V153H61L62 151H63V149H64ZM70 147H72V150H71V153H68V152H70L69 151V149H70ZM84 147V148H83ZM104 147V148H103ZM121 147H123V146H119V150L120 149H122ZM213 147V148H212ZM63 148V149H62ZM85 148H88V150H86ZM91 148H94V150H92V152L94 153V154H91L92 155V157H91V155H90V152H91ZM96 148V149H95ZM101 148H103V149H101ZM126 148H128L127 149V151H126ZM134 148V147H133ZM174 148V147H173ZM206 148V149H207ZM32 149V150H31ZM42 149V150H41ZM49 149V150H48ZM52 149V150H51ZM117 149V148H116ZM116 149L114 148L113 149V151H115L114 153H118L117 151H118V149H117V151H116ZM55 151V153H54V151ZM75 150V151H76ZM131 150V149H130ZM133 150V149H132ZM173 150H175V149H172V151ZM51 151H52V155H54V157H55V159L52 157V155H51V157H50V154H51ZM170 151V150H169ZM230 151V152H229ZM25 152V151H24ZM39 152H42V153H39ZM77 152V151H76ZM87 152V153H86ZM97 152V153H96ZM135 152V151H134ZM171 152V151H170ZM205 152H208V151H205ZM242 152H243V154H242ZM0 153H3L2 151H0ZM31 153H33V152H31ZM44 153V154H43ZM46 153V154H45ZM68 153V154H67ZM89 153V154H88ZM113 153V152H112ZM126 153V154H127ZM204 153V152H203ZM214 153V154H213ZM44 156H43V155ZM47 154H48V156H47ZM56 154H58L59 155V158L56 156ZM88 154V155H87ZM95 154H97V156L95 155ZM101 154H102V156H101ZM208 154H209V152H208ZM211 154L213 155V156H211ZM245 154V155H244ZM40 155H41V157H40ZM96 157H95V156ZM104 155H106V156H104ZM111 155H114V154H110V157L109 158H111V160H112V158H114V156H111ZM206 156H204V157H208L207 156V154H205ZM247 155L249 156V157H247ZM251 155V156H250ZM38 156H39V159H38ZM100 156H101V158H100ZM117 156H118V154H117ZM116 156V154H115V158L117 157ZM61 157V158H60ZM72 159H71V158ZM212 157V158H211ZM76 158H75V160H76ZM79 158V157H78ZM104 158V159H103ZM118 158V157H117ZM16 159H18V160H16ZM34 159V158H33ZM45 159V160H44ZM103 159V160H102ZM6 160H8V162H9V160L10 159H5V160H3V161H1V163H6L7 161ZM31 161V163H29L30 161ZM38 160V161H37ZM79 160V159H78ZM81 160V159H80ZM79 160V161H80ZM98 160L101 162V160H102V162H101V164L98 162ZM111 160H108V163H111L112 161ZM249 160V161H248ZM32 161H34V162H32ZM106 161H107V159L105 160V163H106ZM111 161V162H110ZM207 161V160H206ZM15 162V163H16ZM19 162V163H18ZM24 162V163H23ZM14 163V164H15ZM42 163V164H41ZM68 163H71V165L70 164H68ZM76 163V162H75ZM86 163V164H85ZM100 164L99 166H98V164ZM207 163H208V161H207ZM249 163V164H248ZM40 164H41V166H40ZM78 163H76V165H77ZM84 165V167H83V165ZM97 164V165H96ZM107 164V163H106ZM242 165V166H240V165ZM38 165V166H37ZM105 165V164H104ZM225 165H229L228 167L227 166H225ZM243 165H244V167H243ZM87 166V167H86ZM89 166V167H90ZM96 166L98 167V168H96ZM230 166H232V169H231V167ZM246 166V167H245ZM248 166H250V167H248ZM14 167V166H13ZM41 167V168H40ZM61 167V168H60ZM86 167V168H85ZM99 167H102V168H99ZM210 167V168H211ZM218 167V168H217ZM238 167H242L241 169H238ZM34 168V169H33ZM37 168V169H36ZM91 168H92V166H91ZM246 168V169H245ZM80 169H81V171H80ZM84 169V170H83ZM95 169H98V170H95ZM234 169V170H233ZM244 169V170H243ZM232 170V171H231ZM242 170L244 171V172H242ZM25 171V172H24ZM68 171V172H67ZM93 172V173H89V172ZM94 171H96V172H94ZM227 171V170H226ZM8 172V173H9ZM33 172V173H32ZM40 172V173H39ZM62 172V173H63ZM66 172V173H65ZM102 172V170L99 172V173H101ZM10 173H9V175H10ZM26 173V174H25ZM48 173V174H47ZM231 173H233V174H231ZM234 173L236 174V176L238 177V178H236L235 177V175H234ZM53 174V175H52ZM79 174V173H78ZM87 174V175H88ZM241 174H242V176H241ZM244 174V175H243ZM250 174V175H249ZM8 175V176H9ZM10 175V176H11ZM67 175H68V177H67ZM115 176L117 175L116 173L114 174ZM233 175V177H231V176ZM9 176V178H12V176L10 177ZM26 176V177H25ZM32 176H33V178L36 180V181H34V179L32 178ZM114 176V177H115ZM118 176H119V174H118ZM118 176H116L115 178L117 179L118 178ZM249 176V177H248ZM36 177V178H35ZM39 179H38V178ZM75 179H74V178ZM77 177V178H76ZM78 177H81V178H78ZM113 177V179L115 180H112L111 181V179H106V180H108L107 182L109 183L110 181L113 183V184H111L110 183V185H106V181H104V184L106 185V186H104V188L106 187L107 188V190L108 189H111L112 188V190L114 191V189H113V187H115L116 185L118 186L119 185V181L118 180H116L115 178ZM231 177V178H230ZM252 177V178H251ZM8 178V180L6 181L7 182V184H8V186L10 185V183L12 182L11 181V179H9ZM50 178H48V179H50ZM90 178H91V176H90ZM111 178V177H110ZM235 178V179H234ZM249 178H251V179H249ZM52 179H53V177H52ZM80 179H81V181H80ZM237 179V184H236V186H234L235 185V183H234V181ZM244 179H245V182L243 183V181H244ZM246 179L248 180L249 179V181H246ZM230 180V181H229ZM234 180V181H233ZM257 180V181H256ZM22 181V183H20L21 185H23V186H21L20 184V186L18 187V188H16L14 191V195L15 196H13V198L11 197V195L9 194V193H7V195H5V194H1L0 193V207L2 208L1 210H3L4 212L6 211L7 212V209L9 210V206H10V204H11V199H16L15 197H17V196H19L18 194H22V193H25V192H27V193H25V196L28 198H25L26 200L25 201H22L19 205H16V206H12V208L10 207V210L7 212V213H9V214H6V216H4V217H2V219H0V237H2V235H3V237L0 239V264H15V262L17 261V263L16 264H45L46 263V261H44L45 259H47L46 258V254H45V250H43V248H44V246H46V245H44L43 244V242L41 243L40 241H43L42 239L39 241V240H37L38 239V236H40V237H42L43 235H48V233L47 234H44V232L46 233V231L48 230V229H45L44 231H42L41 230V228H40V230L42 231H40V230H37V231H35L34 230V232H28V231H25L26 230V228H25V230L24 229H22V231L21 230H19V228L17 229V224L19 225V227H21V228H24L25 227V224H26V222H24L25 221V219H29V216H28V214H26L25 216H24V214H23V211H25V209H27V207L30 205L31 206V204H33V199H34V197L32 198V199H30L32 196H30V194L32 195L33 193H34V188L33 187H31V185H28V184H25L24 182ZM42 181V180H41ZM80 181V182H79ZM92 181V182H91ZM116 181H118L117 183H116ZM232 181V182H231ZM258 181H261V182H258ZM91 182V183H90ZM247 182L250 184L251 182H252V184H250L251 185V187L252 188H250L249 190H248V193L246 194L245 193V190H247V188L245 189V187H250L249 186V184H247ZM256 182V183H255ZM259 184H258V183ZM24 183V184H23ZM126 183H128V181L126 182ZM230 183V184H229ZM2 184V185H1ZM79 184V185H78ZM232 184V185H231ZM241 184H243V185H241ZM246 184V185H245ZM255 184L256 185H259V187H257V188H259V189H256L255 190ZM12 185H13V183H12ZM14 185H16L15 183H14ZM24 185H26L25 187H24ZM75 185V186H74ZM124 185V184H123ZM254 185V186H253ZM8 186L7 185H5L4 183H1L0 182V192H1V190L2 191H9V188H8ZM27 186H29L28 188L30 189V191L28 190V189H26L27 188ZM49 185H46L45 187L47 188H44V187H39V189H42V190H40V193H43L44 194V196L49 192L50 193V191H54L53 192V194L54 193H56L55 192V190L54 189H52L51 187L49 188L48 187ZM84 186V187H83ZM95 186L97 187V188H95ZM120 186H122V185H119V187ZM242 186H243V188H242ZM10 187V186H9ZM24 187V188H23ZM241 187V188H240ZM254 187V188H253ZM264 187V186H263ZM49 188V189H48ZM65 188V187H64ZM68 188H70L69 190H68ZM105 188V189H106ZM235 188V189H234ZM26 189V190H25ZM104 189V190H105ZM116 189H119L120 190V188H116ZM115 189V191H117ZM251 189H252V191H253V193H252V191H251ZM47 190V191H46ZM71 190V191H70ZM74 190H76L77 191V194L76 193H73V192H76V191H74ZM94 190H97V192L96 191H94ZM106 190V191H107ZM242 190V191H241ZM73 191V192H72ZM84 191V192H83ZM104 192V193H108V192H110V190L109 191H107V192ZM113 191H111V192H113ZM212 191V190H211ZM241 191V192H240ZM31 192V193H30ZM88 192H90L89 194H88ZM230 192V191H229ZM258 191L256 192V193H259ZM13 193V192H12ZM17 194V196H16V194ZM92 193V194H91ZM212 193V196H211V194H210V198H209V196L206 198L208 201H210L213 197H214V192L212 191L211 192ZM246 194V195H249V197L247 198L246 197V195H244V194ZM252 193V194H251ZM261 193V192H260ZM255 194L256 196H254L255 198L257 197V199H258V196H260L261 194V198H259V200L260 201H258L257 203H255V201H254V199H252L253 201H254V203L255 204H253V206H254V210H256V208L259 210V211H261L260 210V208L261 207H258V204H259V206H261L262 204H264V196H263V193H261V194ZM234 194V198H235V195ZM51 194H49V195H47V196H50ZM67 195H68V192H67ZM77 195V196H76ZM90 195V196H89ZM44 196H43V198H44ZM73 196H72V198H73ZM84 196V198H82ZM241 196H242V198H241ZM244 196H245V198H244ZM88 197V198H87ZM240 197V198H239ZM231 198V197H230ZM234 198H232L233 200H234ZM236 198H235V200L234 201H236ZM246 200V198L248 199V202L247 201H244V199ZM49 199H51L50 201H49ZM47 201H49L50 202V205H56L55 204V201H52V198H49ZM71 199V198H70ZM214 199V198H213ZM213 199H212V201H213ZM229 199V198H228ZM243 199V200H242ZM64 200V201H63ZM66 200V201H65ZM80 200V201H79ZM226 200V199H225ZM225 200H223V201H225ZM31 201H33L31 204L29 203V202H31ZM35 201H36V199H35ZM60 201H58V203L57 204H59V202ZM231 200L229 199V202H230ZM234 201H231V202H233V204H234ZM238 201H237V204L238 205H240L239 203H238ZM244 201V202H243ZM6 202V203H5ZM42 202H44V205L43 206H40V207H37L36 206V208L35 207H32V209L35 211V212H33V214L34 215H36L37 214V216L35 217V219L34 220H32L33 222H32V225H35V226H38V223H39V225H42V224H40V222L39 221H37V220H42V219H40L41 217L43 218V216H45V218H46V215H44V214H48L49 212H48V208H50V210H52V212H53V207L51 208V206H49L47 203H46V200H44V201H42ZM54 202V203H53ZM226 202V205H227V203H228V201L226 200L225 201ZM225 202H224V204H225ZM230 202V203H231ZM37 203V202H36ZM52 203V204H51ZM67 203H65V205L63 206L62 205V207L60 206V205H58L59 207H57V205H56V207L58 208V211H60L61 212V210H62V212H65V213H61L63 216L65 215V217H63V220H65V226H66V230H65V226L63 225V223L64 222H62L63 220H61L60 221V224L63 226H61L60 224H58L59 222H56V221H58V220H60V219H58V220H56L55 221V223L52 221V223H54L53 225H52V223H50L51 225H52V227L50 228L51 230V233L53 234L55 231H56V229H57V232L58 231H60V229H62L61 231H60V233L62 232V234H61V238H60V233L58 232V234H56L57 235V237H56V239H57V241H56V243H54L55 245H52V244H50V246H58V247H56V248H58V250H60V251H65V250H68L69 252V254H68V257H70V259H68L67 261H68V264L70 263V261H71V259H72V257H74V258H76V257H80V256H83V254L85 253L86 255H90V257H92V255H93V257H95V255H99V254H101L100 256L102 257V251H106V250H109L108 249V247H109V245L110 244H117V245H119V246H121V242H122V245H125L126 243H127V241L128 240H126L127 238H123L124 237V235L122 236L121 235V232H120V227H122L124 224L126 225V226H128L129 225V227L131 226L130 224H132L131 223V220H130V218L129 219H122L123 221H120V223H119V226L120 227H118V232H120L119 233V235H118V232H116V234H114L115 236H116V238L118 239V238H120L121 236H122V238H121V242H119L120 241V239H116L115 238V236L113 235V237H112V235H110L107 239H108V241L109 242H107L108 243V245H107V243H103V242H101L100 244H101V248H97V245L96 244H99L98 242H91L90 244H88L89 242L87 241V240H85L86 238L87 239H89L88 237L91 235V229H94V228H96V226H97V223H95V222H93L94 220H92V216L90 215L89 217H87L86 215L87 214H85V216H80L79 217V220H83L82 222H80V221H78L79 222V225H81L80 227L83 229V232L85 231L86 233L84 234H82V233H80V235L81 236H79V238L81 239V237H82V235L84 236L83 238H85V239H79L78 237V239H76V234L78 235V233H79V226H78V228L77 229H75L76 231L78 230V232L77 233H75L76 231L73 229V226L74 227H77V226H75L76 224H74V222L78 219V218H76V220H74L75 219V217H73V214H72V216H71V214L70 215H68V211H65V210H67L66 208L65 209H63V207H65V206H67ZM236 203V202H235ZM7 204H9L8 206H7ZM39 204V203H38ZM46 204V205H45ZM64 204V203H63ZM78 204V205H79ZM232 204V203H231ZM231 204H228L229 205V207L231 206ZM233 204H232V206H233ZM237 204H234V206L235 205H237ZM249 204H248V207H250L249 206ZM20 205H21V207H23V208H21L20 207ZM77 205V206H78ZM81 205H83V207H78L79 209L81 208H83L85 211L88 209V208H90V207H85L84 206V204L82 203ZM181 205V204H180ZM180 205H179V208H180ZM237 205V206H238ZM18 206V207H17ZM26 206V207H25ZM29 206V209H27L28 211L27 212H29L30 210H31V207ZM181 206H183V205H181ZM208 206H209V204H208ZM253 206L251 205V207L253 208ZM256 206V207H255ZM42 207V208H41ZM45 207H47V208H45ZM86 209H85V208ZM184 207V206H183ZM228 207V206H227ZM20 208V209H19ZM55 208V207H54ZM59 208H61L60 210H59ZM206 209H208L207 207H205ZM215 208V207H214ZM214 208H212L211 207V209L210 210H215ZM232 208V207H231ZM237 208V207H236ZM262 208H263V211H264V205L262 206ZM41 209H44V210H41ZM45 209H48V210H46L47 212H44L45 211ZM81 209L80 210H78L77 209V211L78 212H81ZM233 209H235V208H233ZM241 209V208H240ZM240 209L239 210H237L239 213L241 212L240 211ZM246 209H247V206H246ZM245 209V210H246ZM251 208H249V212L247 213V212H245V213H247V214H249V216H251L250 214L252 213V212H254L253 211V209H251ZM55 210V209H54ZM57 210V209H56ZM55 210V211H56ZM101 210V209H100ZM218 210V209H217ZM236 210V209H235ZM88 211V210H87ZM237 211H234L233 213H234V215H235V212H237ZM242 211H243V209H242ZM247 211V210H246ZM250 211H251V213H250ZM5 212V213H6ZM26 212V213H27ZM60 212H58L57 213V215H61L60 214ZM97 212H100V211H97ZM214 212V211H213ZM218 212V211H217ZM244 212V211H243ZM262 212V211H261ZM259 213V214H256V213H258V211L256 210V215H258L259 217L260 216H262L263 215V213ZM25 213V212H24ZM88 213V212H87ZM239 213H236V214H239ZM245 213H242V214H245ZM17 215V216H19L18 218H17V216L15 217H11L10 215ZM247 214H245V215H247ZM21 215H23V216H21ZM53 215H55V214H50V219H46L47 221H51V217L52 218H54L55 216H53ZM56 215V217H61V216H57ZM182 215V214H181ZM191 215H194V214H191ZM233 215V216H234ZM241 214H239V216H240ZM253 215H254V213H253ZM253 215L251 216V217H247V220H249L250 218V224H251V221L253 220V222H255V221H257V222H255V223H253V224H251V226H253L254 225V227H255V224L259 227H257L256 226V228H255V232L253 231V232H251V233H255L254 235L256 236V233L258 232H256V229L258 228V229H260L259 230V233L257 234V236H259V238H257V237H255L256 238V240L257 241H259L258 239H260V238H264V222H262L261 223V221H263V217H264V215H263V217H261V218H258V217H256V219L257 220H255V217L253 218ZM49 216V215H48ZM68 216V217H67ZM195 216H197V215H195ZM194 216V217H195ZM230 216H231V218L233 217L231 214H230ZM238 215H237V217H239ZM241 216H244V215H241ZM10 217V218H9ZM21 217H23V218H21ZM92 217V218H91ZM111 217V216H110ZM235 217V216H234ZM245 217V216H244ZM32 218V217H31ZM45 218H44V222H45ZM65 218V219H64ZM71 218H73V219H71V221H69ZM82 218V219H81ZM84 218H85V220L88 222V220H90V221H92L93 223H90V221L87 223L85 220H84ZM91 218V219H90ZM197 217H195L194 219L196 220V222L198 221V218L196 219ZM230 218V220H232ZM253 218V219H252ZM33 219V218H32ZM229 219V218H228ZM236 220L238 219V218H235ZM243 219V218H242ZM245 219V218H244ZM262 219V220H261ZM73 220V221H72ZM126 220V221H125ZM226 220V219H225ZM238 220H240V218L238 219ZM10 221H11V223H10ZM46 221V222H47ZM130 221V222H129ZM215 221H217V220H215ZM232 221H234V220H232ZM245 222H247L246 221V219L244 220ZM244 221H242L241 220V222L242 223H244V224H246ZM15 222H17V224L15 223ZM23 222H24V224H23ZM37 223V225H36V223ZM43 222V223H44ZM62 222V223H61ZM77 222V221H76ZM84 222H86L87 223V225H85L84 224ZM122 222V223H121ZM218 222V221H217ZM217 222L215 223V222H213V223H215V224H217ZM219 222H221V221H219ZM227 222H228V220H227ZM235 222V221H234ZM237 222H239V221H237ZM240 222V223H241ZM248 222V223H249ZM20 223V224H19ZM35 223V224H34ZM83 223V224H82ZM91 224L90 226L88 225V224ZM95 223V224H94ZM130 223V224H129ZM223 223V224H222ZM222 223H221V225H224V223L228 226L229 224H230V222H229V224H227L226 222H224L223 220H222ZM10 224V225H9ZM11 224H13V225H11ZM123 224V225H122ZM234 224V223H233ZM236 224V223H235ZM21 225V226H20ZM59 225L62 227H60L59 228ZM72 227V228H70V230L72 229V232L73 233H75L74 235L75 236H71V238H67V235H65L66 234V232H67V230H69L67 227ZM71 225H73V226H71ZM78 225V224H77ZM82 225H84L83 227H82ZM211 225H213L214 226V224H211ZM218 225V224H217ZM262 225V226H261ZM7 226H8V228H7ZM15 226H17V227H15ZM23 226V227H22ZM58 226V227H57ZM87 226V227H86ZM94 226V227H93ZM122 227L124 230L127 228V230L126 231H122L123 232V234L124 233H128L127 231H128V228L129 227ZM196 226H197V224H196ZM235 225H233V227H234ZM237 226L239 227V225L237 224ZM248 226V225H247ZM247 226H241V227H239L238 229H236L237 231L240 229V228H247ZM40 226H38V228H39ZM55 227H56V229H55ZM85 227V228H84ZM219 227H220V225H219ZM222 227V226H221ZM226 227V226H225ZM2 228V229H1ZM59 228V229H58ZM80 228V230L82 231V229ZM87 228V229H86ZM195 228V227H194ZM215 228H216V225H215ZM215 228H213L212 230H213V232H215V236H217V237H219L220 238V240L218 239V242H220V243H222V241H224L225 243H226V240H229V238L228 239H226L225 237V240H224V238H223V236L222 237H220V235L216 232V229ZM224 228V227H223ZM227 228V227H226ZM225 228V229H226ZM244 228H243V230L242 229H240L241 230V233L240 232H237L236 230V232L237 233H240V235L238 234V235H235V234H237V233H235V232H233V233H235L234 235H235V237L236 236H238L237 238H239L240 239V237L243 239V241H244V239H246V238H248L250 235H251V233H250V231H249V233L247 232L248 231V229L246 230L245 229V231H244ZM252 229H254L253 227H251ZM10 231H9V230ZM42 229H43V226H42ZM55 229V230H54ZM84 229H86V230H84ZM196 229V228H195ZM250 229V228H249ZM52 230H54V231H52ZM74 230V231H73ZM90 230V231H89ZM218 230H221V229H219L218 228ZM251 230V229H250ZM262 230H263V232H262ZM4 231H5V233H4ZM17 231V232H16ZM24 231V232H23ZM39 231H40V233H39ZM66 231V232H65ZM129 231H130V228H129ZM252 231V230H251ZM15 232V233H14ZM35 232H37V233H35ZM49 232V231H48ZM243 232H246V234L245 233H243ZM11 233V234H10ZM30 233H32L33 235H30ZM40 235H39V234ZM50 233V232H49ZM56 233V232H55ZM54 233V234H55ZM248 233V234H247ZM38 234V235H37ZM51 234V236H53V238H55L54 236L55 235H52ZM88 234H89V236H88ZM194 234H196V233H194ZM193 234V235H194ZM243 234H244V236L246 237V238H243L244 236H243ZM250 234V235H249ZM259 234H262V235H259ZM11 239H13V238H15L16 239V241H14V240H9L8 238H7V236ZM31 237H33V238H30V236ZM247 235H249L248 237H247ZM254 235H252V236H254ZM5 236V237H4ZM62 236L64 237V238H62ZM88 236V237H87ZM240 236V237H239ZM251 236V237H252ZM20 237V238H19ZM191 237V236H190ZM234 236H232L231 238H233ZM234 237V239H231L230 238V240H233L234 242H236V243H238V244H240L239 243V241L240 240H237V238H235ZM30 238V239H29ZM52 237H51V240L53 239ZM59 238V239H58ZM65 238H67V240L65 239ZM186 238V237H185ZM192 239H194L195 237H191ZM198 238V237H197ZM197 238H196V240H197ZM8 239V240H7ZM25 239V240H24ZM60 239L62 240V241H60ZM74 240V242H73V240ZM107 239L105 240V241H107ZM109 239H111V240H109ZM113 239V240H112ZM116 239V240H115ZM124 239V240H123ZM184 239V238H183ZM187 240L186 241H189V240H191L192 241V239H188V237L186 238ZM250 239V238H249ZM248 239V240H249ZM21 240V241H20ZM49 240V239H48ZM47 240V241H48ZM53 240H55V239H53ZM195 240V239H194ZM193 240V242H195ZM229 240V242H231ZM248 240L246 239V241H244V243L246 244V246H244L243 245V243L241 242V244L243 245V247H244V249H243V247H242V245H240V248L242 247V249H240V251L242 250L243 252V254H244V252H245V255L244 256H246L247 258H250L251 257V255L250 254H253L252 255V257L251 258H253V259H255V258H257V254H259L258 252H260V251H258V249H259V245H261V243L263 242H261L260 244H259V242L261 241H259L258 242V244L259 245H257V241L256 242H254V240H252L251 242L253 243L254 242V244L252 245L251 243H249L248 242ZM264 240V239H263ZM12 242L13 243V241H14V244L13 245H11V246H14V248H16L15 247V244H16V246H17V248H19V249H14V250H12L11 248L12 247H10V249H9V247L7 246V244H5L6 242L8 243V242ZM30 241V242H29ZM37 241H39L38 243H37ZM76 241V242H75ZM82 241V242H81ZM117 241V242H116ZM154 241H159L160 243H162V240L160 241V240H155V239H153V242ZM191 241H189V242H191ZM33 242V243H32ZM52 242V241H51ZM60 242V243H59ZM81 242V243H80ZM111 242H113V243H111ZM193 242H191L192 244H193ZM229 242H227V243H229ZM58 243V244H57ZM124 243V244H123ZM225 243H222V245L223 244H225ZM226 243V244H227ZM255 243H256V246H255ZM30 244V245H29ZM57 244V245H56ZM77 244V245H76ZM248 244V245H247ZM250 244V245H249ZM9 245V244H8ZM70 245V246H69ZM89 245V246H88ZM112 245H110V248H111V246ZM234 246V251H233V253H234V255H233V253L231 252V254L232 255H230V253H228V255L227 256H229L231 259H232V257L234 256V261H233V259L231 260L232 262H233V264H234V262L235 261H238L240 264H245L246 262V264H250V261H246V260H244V256L243 255H241L240 254V251H239V253L237 254V255H235V252L237 251V249H236V245L235 244H233V242L230 244H227V245H225V246H228V247H230V246ZM22 248H21V247ZM238 246V245H237ZM250 248H249V247ZM261 246H263L262 247V252H261V255L259 256V258H257V259H259V261H260V259H261V261L263 262V264H264V255L262 254V253H264V243L261 245ZM3 247V248H2ZM23 247H24V249H23ZM217 248H221L220 246H216ZM216 247H214V248H216ZM258 247V248H257ZM8 248V249H7ZM30 248V249H29ZM36 248V249H35ZM46 248V247H45ZM216 248V249H217ZM223 248V247H222ZM238 248V247H237ZM22 249V250H21ZM89 249H92L91 251H89ZM215 249V250H216ZM231 249H233V247L231 248ZM230 249V250H231ZM248 249L250 250L249 252H248ZM2 250V251H1ZM89 251V252H86V251ZM116 250V249H115ZM119 250V249H118ZM218 251H219V249H217ZM220 250H222V249H220ZM244 250H247V251H244ZM261 250V249H260ZM75 251V252H74ZM132 251V253L134 252L133 250H131ZM237 251V252H238ZM253 251V252H252ZM36 254H35V253ZM77 252V253H76ZM3 253V254H2ZM15 253V254H14ZM16 253H17V255H16ZM129 252H127L125 255L122 253V255L121 254H118V255H116L119 259L120 258H124V256H125V262H127V259H129V258H131V252H130V254H128ZM34 254V257H31L32 255ZM56 254H57V256H56ZM55 254V256H56V258L54 257H52L51 259L53 260V262L54 263H56L55 261L57 260V263L56 264H63L62 263V261L61 260H63L64 259V257L63 256H61L62 254H60L58 251H57V253ZM84 254V255H85ZM240 254V255H239ZM247 254V255H246ZM256 254V255H255ZM17 256V258H15V257H13V256ZM27 255V256H26ZM39 255V256H38ZM40 255H41V257H40ZM71 255H72V257H71ZM114 255V257H115V259H118L116 256ZM255 255V256H254ZM263 255V256H262ZM29 256V257H28ZM122 256V257H121ZM241 257V259L243 260V261H241L240 262V260L238 259V257ZM28 257V258H27ZM89 257V256H88ZM89 257V258H90ZM114 257H113V260H114ZM126 257H128L127 259H126ZM243 257V258H242ZM4 258V259H3ZM13 258V259H12ZM29 258H30V260H29ZM39 258V259H38ZM45 258V259H44ZM250 258V259H251ZM17 259V260H16ZM50 259V258H49ZM48 259V260H49ZM51 259L49 260V262H52L51 261ZM116 260V262H115V260H114V262H113V260H111L110 261V259H109V261H110V263L111 264H119V262H120V260ZM37 260V261H36ZM55 260V261H54ZM74 260V259H73ZM124 260V259H123ZM15 261V262H14ZM19 261H20V263H19ZM31 261V263H29V262ZM39 261V262H38ZM77 261V260H76ZM75 260H74V262L75 263H73V261L71 262L72 264H77V262H76ZM87 261V260H86ZM119 261V262H118ZM122 261V260H121ZM246 261V262H245ZM254 261L255 260H253V263H254ZM44 262V263H43ZM52 262V263H53ZM78 262H81V261H78ZM113 262V263H112ZM124 261H122L121 262V264H124L125 263ZM238 262H236V264H239ZM245 262V263H244ZM53 263V264H54ZM70 263V264H71ZM200 263H204L203 261H201ZM231 262L229 261L228 262V264H230ZM252 263V259H251V264H253ZM80 264H82V263H80ZM109 264V263H108ZM125 264H127V263H125ZM162 264H164V262H162ZM255 264V263H254ZM257 264H262V263H258L257 262Z\"/></svg>",
	"mask_w": 264,
	"mask_h": 264
},
{
	"label": "bare ground",
	"instance_id": "bare-ground-1",
	"mask_svg": "<svg viewBox=\"0 0 264 264\" xmlns=\"http://www.w3.org/2000/svg\"><path fill=\"white\" fill-rule=\"evenodd\" d=\"M3 1H6V0H3ZM2 0H0V6L1 7H3L2 6V3L1 2H3ZM16 1V0H15ZM18 1V4H16V3H14V5H12L11 7H8L9 6V4H7V8H10V9H6V6H5V8H3L1 11H0V31L2 32V31H4V32H2V35H1V33H0V54L2 53V52H4V53H6L5 55H6V57H5V55H4V53H3V59H4V61L3 60H0V99H3L1 102H0V107H2L1 105L3 104V106H5L4 104L5 103H9L8 101L10 100V98H13V99H15L16 100V97L13 95L14 93L13 92H15V90L20 86V85H27V86H29L30 87V85H29V83L31 84V81L33 80V77H34V75H35V72H37V71H39L38 69L40 68V64H41V62H42V60H40V62L38 61V62H35V61H33V60H31L29 57L34 53V52H36V48L37 47H35V45L34 44H32V43H36L37 42V39H42L41 38V33H42V31L39 33L38 31H40L41 30V25H40V23H42L41 21L40 22H38L39 20L37 19L39 16H40V14H43V13H41V12H43L44 11V14H46V7H48V6H46V5H43L44 3H45V1L46 0H43L44 1V3H40L39 2V4L41 5L42 4V6H43V8L45 9H43V11L42 10H40V8H42V6H40V8L39 7H37V9H36V12L37 13H35V11H33L34 13L31 15V16H36V17H31V19H30V15H29V11H30V9H28V8H31V6L29 7V5H31V3L32 2H36V0H23L22 2H21V0H17ZM27 1H30V4L28 5V7L26 6L27 5ZM32 1V2H31ZM40 1V0H39ZM42 1V0H41ZM54 1V0H53ZM57 1V0H56ZM67 1V0H66ZM65 0H60V4H61V2H65L66 4L68 3V1H69V3H70V0H68L67 2H66ZM76 0H74L73 2H75ZM78 1V0H77ZM80 1V0H79ZM77 2L76 3V5H78L79 6V4H81L80 2ZM85 1V0H84ZM87 1V0H86ZM90 1V0H89ZM109 1H111V0H109ZM113 1V0H112ZM123 0H121V2H122ZM134 1V0H133ZM148 1V0H147ZM161 1V0H160ZM201 1H203V0H201ZM223 1V0H222ZM227 1V0H226ZM229 1V3H227V5H225L226 3H224V5L226 6H222L221 4H223V3H221V4H216L217 2H219V0L215 3L216 4V7H214L213 6V4H212V9L211 10H213V9H216V8H220V5L222 6V7H225V8H222L223 10H227V6H228V4H230L231 3V0H228ZM239 1V0H238ZM263 1V0H262ZM19 2H21V6H22V3H25L26 5L24 6L25 8L24 9H26L25 11H24V9H22V7H20L22 10H20V8H18V6H15V5H19L20 6V4H19ZM94 1H92V3H93ZM95 2H97V1H95ZM103 2V1H102ZM105 2V1H104ZM119 2V1H118ZM137 2V1H136ZM159 2V1H158ZM173 2V1H172ZM196 2V1H195ZM194 2V3H195ZM224 2V1H223ZM250 2H252L251 4L252 5H254V4H257V5H259L257 2V0H254V2L252 1V0H241V1H239V3L238 4H242V3H244V4H247V5H249L250 4ZM256 2V3H255ZM11 3V2H10ZM57 2H55V4H56ZM83 4L85 3V2H82ZM109 3V2H108ZM160 4H158L157 3V5H161V3H163V2H159ZM170 3H171V1L169 2V0L168 1H165L164 3H163V5L164 6H169L170 5ZM203 3H204V1H203ZM206 4H207V6H210V3H209V5H208V2H205ZM220 3V2H219ZM60 4H58V5H60ZM64 4V3H63ZM62 4V5H63ZM106 4V3H105ZM110 4V3H109ZM120 3H118V5H119ZM197 4V3H196ZM200 7H199V2H198V9L195 7V6H193L194 8H196L197 10H200V8H201V14H202V9H205V7L204 6H206L205 4H202L201 2H200ZM238 4H236V5H238ZM262 4V3H261ZM33 5V4H32ZM70 5V4H69ZM72 5H75V4H71V6ZM153 5V4H152ZM157 5H153V7H155V6H157ZM204 5V6H203ZM217 5H219L218 7H217ZM234 5V4H233ZM233 5H230V6H233ZM246 5V6H247ZM263 6H264V4H262ZM262 5H259L260 7H255L254 9L252 8L251 10H254V12L255 13H252V15H253V18L250 16V18L252 19V24L253 25H255V26H252V28L253 29H255V31H256V29H258L259 30V28L261 29L260 31H257L258 32V34H260L262 37H264V13L262 12L264 9L262 8L263 6ZM14 6V7H13ZM36 6H37V4H36ZM35 6V7H36ZM39 6V5H38ZM45 6V7H44ZM53 6V5H52ZM51 6V7H52ZM66 6V5H65ZM82 6V5H81ZM120 6V5H119ZM118 6V7H119ZM131 6V5H130ZM173 6V5H172ZM202 6V7H201ZM242 6V5H241ZM241 6H239L238 5V7H241ZM245 6V5H244ZM245 6V8L247 9L248 8V6L246 7ZM13 7V8H12ZM33 7V6H32ZM59 7V6H58ZM63 7V6H62ZM80 7V6H79ZM87 7V6H86ZM107 7V6H106ZM137 7H139V6H137ZM192 7V8H193ZM14 8L16 9L15 11H16V13H17V15H16V13H15V11H14ZM53 8H55L56 9V6L55 7H53ZM53 8H49L51 11L52 10H54L55 12L57 11V13H56V16H58V15H60L61 16V14H59L60 12H62V10H63V12L64 13H66V11H67V9H65V8H67V6L66 7H64L63 9L61 8H59V9H57V10H55V9H53ZM72 8H74L73 6H72ZM72 8H70L69 7V9H72ZM116 8V7H115ZM121 8V7H120ZM119 8V9H120ZM133 8V9H132ZM165 8V7H164ZM181 8V7H180ZM185 7H183V9H184ZM189 8V7H188ZM188 8L186 9V11L187 12H189V10H188ZM193 8V9H194ZM232 8L233 7H231L230 8V10H232ZM237 8V7H236ZM245 8H241V10L242 11H245L243 14H242V16L243 15H245V13H246V11L248 10H246ZM259 8H262L263 10L262 11H259V10H257V9H259ZM48 9V8H47ZM49 9L47 10V12L49 11ZM75 9H76V6H75ZM74 9V10H75ZM79 9V8H78ZM86 9V8H85ZM97 9V8H96ZM145 9V8H144ZM143 9V10H144ZM151 9V8H150ZM174 9V8H173ZM190 9V8H189ZM193 9H192V11H193ZM196 9H194V11L193 12H195L196 11ZM38 10H39V12H38ZM59 10V11H58ZM66 10V11H65ZM81 10L82 11H84V7L83 8H81ZM80 10V11H81ZM107 10H109L108 8H107ZM132 10H134V7H130V9L128 8V12H127V16H126V18L129 16V14H131V12H132ZM164 10V9H163ZM178 10H179V8H178ZM181 10H182V8L180 9V12H181ZM206 11H207V9H205ZM204 10V11H205ZM208 10H210V8L208 9ZM222 10V11H223ZM28 11V12H27ZM51 11H49V13L51 12ZM115 10L113 9V12H114ZM116 11H117V9H116ZM149 11V13H150V10H148ZM147 11V12H148ZM159 11V10H158ZM157 11V12H158ZM176 11V10H175ZM182 11H184V10H182ZM200 11H198L199 13H200ZM220 11V14H223L224 12H226L227 14H228V11H224L223 13H221L222 11L221 10H219ZM236 11V10H235ZM18 12H20L19 14H18ZM25 12V15H26V13L29 15V17H28V20H29V22L31 23V24H29L28 23V20L26 19L27 17H25V18H23V17H20V15H21V13H22V15H23V13ZM59 12V13H58ZM62 12V14H64ZM73 12V11H72ZM77 12V11H76ZM107 12V11H106ZM109 12V11H108ZM209 12V11H208ZM213 11H211V13H212ZM215 12V11H214ZM216 12H218V10L216 11ZM215 12V13H216ZM233 12V11H232ZM238 12V11H237ZM248 12V11H247ZM252 12V11H251ZM250 12V13H251ZM260 12V13H259ZM30 13H31V11H30ZM52 13H53V11H52ZM69 13H71V12H69ZM97 13V12H96ZM111 12H109V14H110ZM144 13V12H143ZM143 13H142V15H143ZM146 13V12H145ZM144 13V14H145ZM156 13V12H155ZM165 13H166V11H165ZM168 13H170V12H168ZM196 14H198L197 12H195ZM207 13V12H206ZM210 13V12H209ZM215 13H213V15L215 14ZM239 13H240V10H239ZM39 14V15H38ZM67 14H68V12H67ZM67 14H65V15H67ZM76 14H78V12L76 13ZM105 14V13H104ZM108 14V13H107ZM108 14V15H109ZM115 14V13H114ZM185 15H186V13H184ZM218 14H219V12H218ZM217 14V15H218ZM219 14V15H220ZM227 14H225L226 16H228ZM16 15V16H15ZM50 15V14H49ZM53 15H54V13H53ZM65 15H63V16H65ZM95 15V17H96V14H93V16ZM179 15V14H178ZM203 16L205 15V14H202ZM202 15H201V17H202ZM210 15V14H209ZM209 15H207V16H209ZM225 15L223 14L220 18H222V20H219V18H218V20L217 21H219L218 22V29H232L233 27H232V25L233 24H235L234 25V27L235 28H233V30L237 33V35L238 36H240V34H242L244 31H240L239 29H240V26H239V23L240 22H243V21H239V22H237V23H235V22H232V19L228 16V18H230L231 20H229V21H231V23L229 22H226V17H225ZM232 15V14H231ZM20 17L18 20L17 19H15L14 20V17ZM27 16V15H26ZM55 16V15H54ZM55 16V17H56ZM69 16L71 17L72 16V13L71 14H69ZM79 16V15H78ZM104 16H106V15H104ZM116 16V15H115ZM133 16V15H132ZM141 16V15H140ZM144 16V15H143ZM187 16H188V14H187ZM192 16V15H191ZM249 16H247L248 18H249ZM17 17V18H18ZM54 17V18H55ZM66 17V16H65ZM73 17V16H72ZM84 16H82V18H83ZM94 17V18H95ZM110 17V16H109ZM112 17H114V16H112ZM212 17H214V16H211V18ZM232 17V16H231ZM40 18L41 19H45V18H43V16L41 15L40 16ZM52 18V17H51ZM56 18H58V17H56ZM67 18H69L68 16H67ZM66 18V21L68 20ZM74 18V17H73ZM73 18H69V21H71V20H73ZM76 18V17H75ZM81 18V19H82ZM116 18V17H115ZM114 18V19H115ZM125 17L123 18V19H126ZM142 18V16L140 17V18H136L135 16H134V18L133 19H130L131 21L129 22V21H127V24L126 25H121V27H120V32H121V29H123V30H125L124 28H126V27H128V25L130 26L132 23H133V20H135V22L133 23L134 24V26H136L135 25V23H136V21L137 22H139L140 20H142L141 19ZM197 18V17H196ZM199 18V17H198ZM228 18H227V21H228ZM46 19H48V18H46ZM64 20V17H62L61 19H59V20ZM92 19V18H91ZM102 19V18H101ZM128 19H129V17H128ZM138 19V20H137ZM187 19H189V21H188V23H191L190 22V18H187ZM245 19V18H244ZM25 20H27V25H25V24H23V22H25ZM49 20V19H48ZM59 20H57V22L59 21ZM76 20H79L78 19V17H77V19ZM88 21L89 20V22H91L92 20H90V18L88 19V20H86V18L84 17L81 21H80V24H79V26L82 24H85V22L84 21ZM96 20V19H95ZM103 20H104V18H103ZM176 20V19H175ZM198 20V19H197ZM202 20V19H201ZM37 21V22H36ZM50 21H52V19L50 20ZM116 21H117V19H116ZM125 21V20H124ZM143 21V20H142ZM140 22V24L142 23V24H144V22ZM144 21H146V20H144ZM186 21V20H185ZM225 21V22H224ZM234 21V20H233ZM248 21H250V20H248ZM20 22V24H18ZM82 22V23H81ZM89 22H87V23H89ZM212 22V21H211ZM43 23H46V22H43ZM69 23H71V22H69ZM72 23H74L73 21H72ZM96 23V22H95ZM104 23V22H103ZM120 23V22H119ZM180 23V22H179ZM197 23V22H196ZM220 23V24H219ZM233 23V24H232ZM21 24L24 26H21ZM29 24V25H28ZM37 24H38V26H39V28H38V26H37ZM47 24H48V22H47ZM46 24V25H47ZM89 24H91V23H89ZM98 24V23H97ZM96 24V25H97ZM125 24V23H124ZM142 24L140 25V27L138 26V28L137 29H142V31H143V29H144V27H146L145 26V24H144V27L142 26ZM212 24V23H211ZM216 24V23H215ZM249 24H251V21L249 22ZM61 25H64V24H61ZM72 25V24H71ZM87 25V24H86ZM183 25V24H182ZM206 25V24H205ZM240 25H242V24H240ZM45 26V25H44ZM44 26H43V28H44ZM60 26V25H59ZM69 26V25H68ZM78 26V25H77ZM94 26V25H93ZM98 26V25H97ZM96 26V27H97ZM180 26V25H179ZM187 26H188V24H187ZM216 26V27H217ZM23 27V28H22ZM63 27V26H62ZM87 27V26H86ZM90 27V26H89ZM131 27V26H130ZM137 27V26H136ZM143 27V28H142ZM205 27V26H204ZM224 27V28H223ZM31 29L32 30V35H33V37H34V34H36V41H34L33 42V37H32V35L31 36H28L27 34H30L29 33V31L30 30H28V29ZM42 28V29H43ZM67 28V27H66ZM112 28V27H111ZM180 28V27H179ZM182 28V27H181ZM180 28V29H181ZM2 29V30H1ZM20 29H24V30H20ZM39 29V30H38ZM46 29H47V27H46ZM56 29V30H55ZM96 29V28H95ZM136 29V30H137ZM139 29V30H140ZM206 29V28H205ZM236 29V30H235ZM38 30V31H37ZM44 30H45V28H44ZM43 30V31H44ZM47 30H49V27H48V29ZM51 30H54L56 33H59L60 35H63L64 34V32H66L67 31V29L65 30V28H63V29H58L57 28V26H56V28L54 27L53 29H51ZM58 30V31H57ZM80 30V29H79ZM135 30V29H134ZM133 30V31H134ZM136 30H135V32H136ZM145 30H147V29H145ZM183 30V29H182ZM195 31H197L198 32V28H197V30L196 29H194ZM201 30V29H200ZM20 31V32H19ZM22 31V32H21ZM53 31V32H54ZM81 31V30H80ZM116 31H118V30H116ZM208 31H211V29L209 30L208 29ZM218 31V30H217ZM17 32H19V33H17ZM33 32H34V34H33ZM38 32V33H37ZM54 32V33H55ZM68 32V31H67ZM70 32V31H69ZM79 32V31H78ZM84 32H85V29H84ZM91 32V31H90ZM103 32V31H102ZM124 32H126V31H124ZM141 32V31H140ZM179 32V31H178ZM183 32V31H182ZM191 32V31H190ZM246 32V31H245ZM244 32V33H245ZM249 32V31H248ZM47 33H49V31L47 32ZM51 33V32H50ZM49 33V34H50ZM81 33H82V31H81ZM86 33V32H85ZM129 34H130V32H128ZM137 33H138V31H137ZM146 32L144 31V33H143V35L145 36L146 34H145ZM150 33V32H149ZM193 33V32H192ZM213 33V32H212ZM218 33V32H217ZM243 33V34H244ZM3 34L5 35L4 37H3ZM26 34V36H25V38H24V40L22 39L24 36L23 35H25ZM66 34V33H65ZM69 34V33H68ZM97 34V33H96ZM101 34V33H100ZM118 34V33H117ZM121 34H123V35H125V38H127L126 37V33H122L121 32ZM132 34V33H131ZM201 33H197V35H198V37H199V35H200ZM206 34V33H205ZM204 34V35H205ZM208 34V33H207ZM222 34V33H221ZM220 34V35H221ZM224 34V33H223ZM229 34V33H228ZM254 34V33H253ZM38 35V36H37ZM56 35V34H55ZM73 35V34H72ZM81 35V34H80ZM83 33H82V35H81V37H79V40H78V42L80 43V41H83L84 39H83ZM155 35V34H154ZM183 35H185V34H183ZM181 36L182 38L184 37L185 38V42L186 43H188V40H186L188 37L186 36ZM209 35V34H208ZM213 35H215V34H213ZM259 35V36H260ZM47 36H48V34H47ZM52 36V35H51ZM69 36V35H68ZM76 36V35H75ZM217 36V35H216ZM223 36V35H222ZM255 36H256V34H255ZM3 37V38H2ZM44 37V36H43ZM49 37V36H48ZM134 38H136V39H134L136 42H132L133 40H130V39H128L127 38V40L128 41H130V43L132 42V43H134L135 45L137 44V43H139V41H141V38H140V36L137 38L136 37V34H134V36H133ZM180 37V38H181ZM195 37V36H194ZM206 37H208V36H204L203 38H199L203 43H202V45L204 44V45H206L204 48H203V46H202V48L203 49H205V48H208L207 47V45L209 44V38H206ZM210 37V36H209ZM106 38V37H105ZM146 38V37H145ZM155 38V37H154ZM181 38V39H182ZM184 38H183V41H181V42H184ZM189 38H192V37H189ZM188 38V39H189ZM242 38V37H241ZM4 39V40H3ZM50 39V38H49ZM81 39V40H80ZM83 39V40H82ZM107 39V38H106ZM150 39V38H149ZM153 39V38H152ZM180 39V40H181ZM202 39H204V41L202 40ZM213 39V38H212ZM23 40V41H22ZM54 40V39H53ZM58 40V39H57ZM68 40H69V38H68ZM68 40H67V42H68ZM94 41V42H96L97 40L99 41V39H91V40H89V43L91 42V41ZM109 40H110V38H109ZM126 40V43L128 44L127 46H129V43H128V41ZM145 40V39H144ZM192 40V39H191ZM194 40V39H193ZM192 40V41H193ZM244 40V39H243ZM242 40V41H243ZM253 40V39H252ZM61 41H63L64 42V38L63 39H61ZM92 41V42H93ZM207 41H208V43H207ZM219 41V40H218ZM263 41H264V39H263ZM39 42V41H38ZM46 42V41H45ZM44 42V43H45ZM94 42H93V44L91 43V47L93 48V46L95 45L94 44ZM101 42V41H100ZM116 42V41H115ZM121 41H119L118 42V44H122V43H120ZM123 42V41H122ZM191 42V41H190ZM189 42V43H190ZM224 42V41H223ZM249 42V41H248ZM70 44H71V42H69ZM77 43V42H76ZM83 43H84V41H83ZM86 43V42H85ZM158 44H159V42H157ZM156 43V44H157ZM192 44H193V42H191ZM207 43V44H206ZM244 43V42H243ZM264 43V42H263ZM40 44L41 45H39V47H41L42 46V42H40ZM69 44V45H70ZM73 44H74V42H73ZM80 44H82V42L80 43ZM97 44H99V43H97ZM113 44V42L112 43H110V45H112ZM116 44V43H115ZM124 44V43H123ZM185 44V43H184ZM246 44H248V43H246ZM47 45V44H46ZM55 45V44H54ZM88 46H89V44H87ZM105 45V44H104ZM139 45V47H140V43L138 44ZM143 45H144V43H143ZM154 45V44H153ZM191 45V44H190ZM210 45H211V43H210ZM219 45V44H218ZM224 45V44H223ZM233 45H234V43H233ZM237 46H238V44H236ZM6 46V47H5ZM36 46H38V45H36ZM48 46V45H47ZM49 46H51V45H49ZM245 46V45H244ZM44 47H46V46H44ZM56 47V46H55ZM66 47V46H65ZM80 47H81V45H80ZM90 47V46H89ZM89 47H88V49H89ZM99 47V46H98ZM129 47H131V46H129ZM187 47H188V45H187ZM192 47V46H191ZM213 47V46H212ZM218 47V46H217ZM236 47V46H235ZM234 47V48H235ZM6 48V49H5ZM25 48H29V53L28 52H26V53H28L27 55L24 53V55L25 56H23V54H22V56H21V54L19 53V52H21L22 50H24ZM43 48V47H42ZM59 48V47H58ZM94 48H97V45L96 46H94ZM107 48V47H106ZM124 48V47H123ZM141 48V47H140ZM139 48V49H140ZM193 48V47H192ZM220 48V47H219ZM239 49V47H236V49ZM244 48H246V47H244ZM2 49V50H1ZM36 49V50H35ZM55 49V48H54ZM74 49V48H73ZM79 49H81V48H79ZM85 49V48H84ZM120 49H122V48H120ZM125 49V48H124ZM134 49H135V46H134V48H133V51L131 52V54H133V52L134 53H136V54H134V55H140V53L138 52H135L134 51ZM143 49H144V47H143ZM188 49V48H187ZM67 50V49H66ZM76 50V49H75ZM74 50V51H75ZM92 51L91 52H93V51H95L96 52V50H93V49H91ZM117 50H119V49H117ZM123 50V49H122ZM157 50V49H156ZM189 50V49H188ZM235 50V49H234ZM244 50V49H243ZM27 51V50H26ZM77 51H79V50H77ZM80 51H83V49L82 50H80ZM86 51H90V49L89 50H87L86 49ZM180 51H182V50H180ZM191 51V50H190ZM203 51V50H202ZM206 51H208L209 52V49H205V51L204 52H206ZM233 51V50H232ZM238 51V50H237ZM24 52H25V50H24ZM67 52V54L69 53V51H66ZM85 51H83V53H84ZM99 52V51H98ZM98 52H97V54H98ZM107 53L108 52V50L106 49V51H105V47H104V53ZM114 52V51H113ZM112 52V53H113ZM116 52V51H115ZM140 52H141V50H140ZM152 52V51H151ZM151 52L150 53H147V54H151ZM154 52V51H153ZM187 52V51H186ZM234 52V51H233ZM240 52V51H239ZM244 52V51H243ZM13 53H16V54H14V55H12ZM109 53H110V51H109ZM142 53V52H141ZM207 53V52H206ZM18 54H20V57H18ZM66 54V53H65ZM70 54V53H69ZM96 54V55H97ZM108 54V53H107ZM115 54V53H114ZM158 54H165V52L162 50V51H160V52H158ZM183 54H185V53H183ZM195 54V53H194ZM205 54V53H204ZM208 54H211V53H207V55ZM233 54V53H232ZM244 54V53H243ZM242 54V55H243ZM2 55V54H1ZM12 55V56H11ZM37 55H38V53H37ZM53 55H56L55 53H53ZM52 55V56H53ZM71 55V54H70ZM83 56H85V54H82ZM99 55V54H98ZM165 55H167V53L165 54ZM236 55V54H235ZM78 56V55H77ZM114 56V55H113ZM113 56H111V57H113ZM145 56V58L147 57V55H144ZM150 56V55H149ZM148 56V57H149ZM162 56V55H161ZM160 56V57H161ZM211 56V55H210ZM217 56V55H216ZM233 56V55H232ZM231 56V57H232ZM6 59H5V58ZM9 57H11V58H9ZM14 57H16V58H19V60L18 59H14ZM75 57V56H74ZM89 57V56H88ZM87 56H85V59H87V60H91V59H89ZM99 57V56H98ZM137 57H139V56H137ZM136 57V58H137ZM153 56H150L149 58V63H151L152 62V60H153V58H152ZM171 57H172V55H171ZM227 57V56H226ZM235 57V56H234ZM241 57V56H240ZM7 58H9V59H7ZM76 58V57H75ZM74 58V59H75ZM104 57H101V59H103ZM110 57H108V60H110L109 59ZM116 58V57H115ZM156 58V57H155ZM154 58V59H155ZM166 58V56H164V59ZM192 58V57H191ZM194 58V57H193ZM214 57H212V59H213ZM230 58V56L228 57V59ZM239 58V57H238ZM238 58L236 59V60H238ZM242 58V57H241ZM246 58V57H245ZM1 59V58H0ZM99 59H100V57H99ZM106 59H107V57H106ZM144 59V58H143ZM142 59V60H143ZM147 59V58H146ZM145 59V60H146ZM207 59V58H206ZM216 59V58H215ZM16 61V60H18L19 62H16V63H13V61ZM93 60V59H92ZM158 60V59H157ZM200 60V59H199ZM211 60V59H210ZM234 60V59H233ZM242 60V59H241ZM14 61V62H15ZM74 61V60H73ZM80 61V60H79ZM82 61V60H81ZM84 61V60H83ZM147 61V60H146ZM161 61V60H160ZM162 61H164V60H162ZM161 61V62H162ZM212 61V60H211ZM215 61V60H214ZM217 61V60H216ZM240 61V60H239ZM51 62V61H50ZM63 62H65V60L63 61ZM111 62V61H110ZM112 62H114L115 63V60L112 58ZM137 62H138V60H137ZM159 62V61H158ZM158 62L155 64L154 63V70L156 69V66H157V70L159 69V71L161 70L159 67H161L162 68V63L160 62V64L159 65H157L158 64ZM187 62V61H186ZM199 62V61H198ZM74 63V62H73ZM200 63V62H199ZM212 63V62H211ZM228 63V62H227ZM233 62H231V64H232ZM240 63V62H239ZM246 63V62H245ZM67 64V63H66ZM86 64H87V62H86ZM113 64V63H112ZM136 64V63H135ZM138 64H139V62H138ZM140 64H141V62H140ZM162 64V65H161ZM233 64H235V62L233 63ZM7 65H9V66H7ZM69 65V67H70V65L72 66V64H68ZM150 65V64H149ZM152 65H153V63H152ZM161 65V66H160ZM210 65V64H209ZM159 66V67H158ZM163 66H165V63H164V65ZM171 66V65H170ZM201 66V65H200ZM244 66L245 67H247L245 64H244ZM127 67V66H126ZM141 67H142V64H141ZM145 67V65L142 67V69ZM148 67V66H147ZM169 67V66H168ZM213 67V66H212ZM240 67H242V66H240ZM76 68V67H75ZM134 68V67H133ZM139 68V67H138ZM166 68V67H165ZM173 68V67H172ZM178 68V67H177ZM184 68V67H183ZM182 68V69H183ZM189 68V67H188ZM244 68V67H243ZM243 68H242V70H243ZM254 68V67H253ZM126 69V68H125ZM151 69H153V67L151 68ZM151 69H149V70H151ZM164 69V68H163ZM204 69H206L207 70V67L206 68H204ZM257 69V68H256ZM12 71V73H11V71ZM52 70V69H51ZM50 70V71H51ZM154 70H152L153 72H154ZM168 70V69H167ZM167 70H166V73H167ZM172 69H169L168 70V73H170L169 71H171ZM191 70V69H190ZM205 70V71H206ZM259 70V69H258ZM14 71V72H13ZM42 71V70H41ZM63 71V70H62ZM173 71V70H172ZM201 71V70H200ZM10 72V74H8ZM65 72H68V71H65ZM204 72V71H203ZM229 72V71H228ZM253 72V71H252ZM14 73V77L16 78V81L17 82H14L15 81V79L12 81L11 80V78L12 77H10L11 76V74H13ZM157 73V72H156ZM172 73V72H171ZM191 73H192V71H191ZM240 73V72H239ZM257 73V72H256ZM44 74V73H43ZM203 74V73H202ZM204 74H205V72H204ZM207 74V73H206ZM9 75V76H8ZM111 75V74H110ZM149 75V74H148ZM163 75V74H162ZM169 75V74H168ZM13 76V75H12ZM68 75H67V73H66V75L65 76H63L62 78H64L63 80H67V79H65L66 77H67ZM83 76V75H82ZM96 76V75H95ZM109 76V75H108ZM112 76H115L113 73H112ZM150 76V75H149ZM164 76V75H163ZM167 76V75H166ZM186 76V75H185ZM189 76H192V74L190 75H188V77ZM193 76H194V74H193ZM192 76V77H193ZM84 77V76H83ZM91 77V76H90ZM100 77V76H99ZM99 77H97L98 79H100ZM158 77V76H157ZM168 77V76H167ZM170 77H172V76H170ZM169 77V78H170ZM195 77V76H194ZM213 77V76H212ZM253 78H254V76H252ZM37 78H39V77H37ZM58 78H59V76H58ZM71 78H72V76H71ZM70 78V79H71ZM113 78V77H112ZM124 78V77H123ZM184 78H186V77H184ZM35 79H36V77H35ZM40 79V78H39ZM69 79V78H68ZM73 79V78H72ZM89 79V78H88ZM109 79V78H108ZM137 78H135V80H136ZM161 79V78H160ZM171 79H173V78H171ZM204 79V78H203ZM213 79V78H212ZM42 80V79H41ZM91 80V79H90ZM101 80H103V79H101ZM106 80V79H105ZM126 80H127V84H131V85H129L130 86V88L132 89V87H134L133 86V83H134V81L132 80V79H127L126 78ZM162 80V79H161ZM182 80V79H181ZM188 80H190V79H188ZM194 80V79H193ZM208 80V79H207ZM250 80V79H249ZM36 81H38V80H35L34 82H36ZM56 81H57V79H56ZM109 81H111V83L114 81L113 79L111 80V78H110V80ZM130 83H129V82ZM133 81V82H132ZM137 81H138V79H137ZM195 81V80H194ZM196 81H197V83H198V80L196 79ZM201 80L199 79V82H200ZM210 81V80H209ZM213 81V80H212ZM224 81V80H223ZM58 82H59V80H58ZM58 82L57 83H55V84H58ZM86 82V81H85ZM98 82V81H97ZM97 82H94V81H92V82H89L88 83V85L90 86V88H89V86L87 87V82L86 83H84V85H85V88L83 89V86H81V89H83V91L86 89H95V87H98V84L95 86V83H97ZM102 82V81H101ZM101 82H99L100 83V86H102V87H98V88H96V90H100L101 88V90H103V91H105L104 89H105V83H104V87H103V85H101ZM103 82H104V80H103ZM105 82H107L108 83V81H105ZM124 82H125V79H123V80H120L119 79V82L117 83V86H116V88H112L111 87V89H109V88H107V91L109 92V93H107L106 91V94H108V95H106L105 94V98H104V93H103V91H101L102 93H103V97H101V98H104L105 99V101H106V98L108 97V101H109V98H110V100L112 99L110 96H112V95H110V94H113V96L114 95H116L117 97L115 98V100L113 101V99L110 101V102H108V101H106V102H108V103H105V102H101V103H103V104H105L104 106H103V104L102 105H97L96 107H97V110H96V112L94 113V115H92L91 116V114H89L88 112H89V110H91V105L89 106V108L87 107V105L85 106V107H87L88 108V110H87V112H86V109L84 110L81 106H78L77 107V109H73V113H74V115H77L76 116V119L74 120V122L76 121V125H75V129L74 128H72V130H73V132H74V135L72 136V134H70L69 133V131L71 130H69L68 131V126L70 127V123H68V121H71L72 123H73V119L75 118H70L69 120H66L67 122L66 123H68V125H64L65 127H67L66 129H64V130H61V134H59V137H61L64 141V143H67V145H68V143H69V145H70V140L71 141H73V140H75V141H73L72 143H76V145L77 146H79L78 147V149L76 150V148L73 150V152L74 153H72L71 155H73V154H75V153H77V154H75L76 156H78L77 158L76 157H74V161H71V162H74V164H73V166L74 167H77V166H79V162H82V160H83V163L86 161V159H85V155H84V152H83V155H81V154H78V151H79V148H80V145H84V143L86 142V143H88L86 140L87 139H90V137H87V134H88V136H90L91 134L94 136V134L96 135V129H100L101 128V130L100 131H105V130H111V132H109L108 131V133L110 134L111 133V137H108L107 136V140L106 141H108V142H110L109 144H108V142H103V143H101L104 147V149H105V153L107 154V155H109V157H110V154H114V155H111V156H114V158H112V160H111V158H109V157H107L106 155H104V156H106L105 157V160L107 159V161H106V163H105V160H103V162H102V160H101V162H102V165H103V169H100V171L102 170V172L101 173H97V175H95V173H94V175H89L88 173V175L87 174H85V173H81V172H78L77 174H76V172H75V175L76 176H81L82 178L83 177H85V178H81V177H78V178H81L83 181H86L87 179L89 180H92V181H94V184L93 183H91L92 185H100L101 183H102V181H103V185L104 186H108V185H110V183L111 184H113L111 181L112 180H114L113 179V177L115 176L114 174L116 173L117 175L116 176H118V174H119V176H118V178L116 179L115 177V179L116 180H118L119 181V185H122V186H120L119 187V185L117 186H115V187H113V189H114V191L112 190V188L111 189H108L107 190V188L105 189L104 188V186H100L99 187V189H97L98 191L100 190V188L102 187V191L103 192H101L100 194H98L99 192H97V190H94V191H96L97 193L92 197V198H90V200H92L93 202H91L93 205H95V206H97V205H99V207H100V209H95V211L93 212V214H90V212L89 211H91V210H89V209H92V207H94V206H87L86 204L87 203H84V201L82 200V202H80V204H79V202L78 203H73V205H70V206H68V204L69 203H67V202H61L60 201V197L58 196V192L60 193L59 195H62V194H64V196L63 197H65V198H68L69 199V201L70 200H72V199H74V200H78L77 198L78 197H80V196H82L81 194H80V196L78 195V197L76 198V197H74L73 195V198H72V196H69V191H66L65 192V190L67 189V187L68 186H70V187H73V184H72V182L74 181V180H72V182H70L71 180H70V178L68 179V180H66L65 178H66V175H63L64 174V172L62 173V172H60V173H56V175L55 176H52L53 177V179H52V177L50 178L49 176H50V174H49V176H46L45 175V177L44 178H42L41 180L39 179V180H37V182L38 181H40V182H38V184L36 185L35 184V182H34V184H33V180L32 179H30L31 180V182L30 181H28V179H27V183L25 182V181H23L24 180V176H23V172H14L13 173V175H11V173L9 172V170L11 171L12 170V168L13 169H17L18 168V170H20V171H23V170H25L26 168H27V170H29L28 169V167L26 166V164L24 165V166H22L21 167V159H23V161H25V160H27L28 161V159H32V160H34V161H36V154L38 153V151L36 152V147L34 148V151L32 150L31 152H33V153H31V152H29V153H27V151H29V146H30V144L28 143V142H30V143H32L31 145L33 146V145H38L39 146V144H44V146H45V148H48L49 146H51V144H52V146H53V144L55 145L56 144V142L53 140V138H52V136L50 137L49 135H47V132H46V130H49V128H51V129H54L55 127L57 128L59 125H61L62 126V124H64L63 122H62V124H57L58 126H55L54 125V127H52V126H50V124H49V118H47V117H49L47 114H45V112H40V109H42V107L44 108V106H43V104H42V102H33L32 104H31V106L28 108V107H24L25 105H23V104H21L20 106H19V108L20 109H18L19 111L17 112L18 113V116H16L17 117V119H15L16 120V124L15 125H8V126H6L7 127V129H5L4 131L2 130H0L1 132H3V135H4V132H6V134L4 135V147L0 144V151H2L3 153H0V182L1 183H4L5 185H7L8 186V184H7V180H8V178H9V176L11 175L12 176V178H9V179H11V183H10V187L8 186V188H9V191H2L1 190V194H5V195H7V193H9L10 195H11V197L13 198V196H15L14 195V190L16 189V188H18L21 184L20 183H22V181L25 183V184H28V185H31V187H33L34 189V193L31 195L30 194V196H32L30 199H32L33 197H34V199H33V201H31V202H29L30 204L33 202V204H31V210L29 211V212H27L28 210L27 209H29V206L27 207V209H25V211H23V214H24V216L26 215V214H28V216H29V219L27 220V219H25V221L24 222H26V224H25V227L24 228H21V227H19V225L17 224V222H15L16 224H17V226H15V227H17V229L19 228V230H21L22 231V229H24L25 230V228H26V230L25 231H32V232H34V230L35 231H37V230H40V228H41V230L42 231H44L45 229H48L47 231H46V233L44 232V234H47L48 233V235H43L42 237H40V236H38V239L37 240H43V241H40L41 243L43 242V244L44 245H46V246H44V248H43V250H45V256H46V258L47 259H45L44 261H46V263L45 264H53L54 262H53V260L51 259L53 256L56 258V256H57V251L60 253V254H62L61 256H63L64 257V259L63 260H61L62 261V263L63 264H68V259H70V257H68V250H65V251H60V250H58V246H50V244H52V245H55L54 243H56V241H57V239H56V237H57V235L56 234H58V232L60 233V231L62 230V229H60V231H58L57 232V229H56V227H55V229H56V233L54 234H52L51 233V227H52V225L55 223V221L56 220H58V219H60V220H58V221H56V222H59L58 224H60V221L61 220H63V217H65V215L63 216L61 213H65V212H62V210H61V212L60 211H58V208L57 207H59L58 205H60L61 207H62V205L64 206L65 205V203H67V206H65V207H63V209H67V210H65V211H68V215H70L71 214V216H72V214H73V217H75V219L74 220H76V218H78L75 222H74V224H76L75 226H77V227H74L73 225H71V226H73V229L75 228V229H77L78 228V226H79V233H78V235L76 234V239H78L79 238V236H81L80 235V233H86L85 231L83 232V229L80 227L81 225H79V222L78 221H80V222H82L83 220H79V217L80 216H85V214H87L86 216L87 217H89L90 215L93 217H91L92 218V220H94L93 222H95V223H97V226H96V228H94V229H91V235L89 236V234H88V238L89 239H85V238H83L84 236L82 235V237H81V239L83 238V239H85V240H87L89 243L88 244H90L91 242H98L99 244H96L97 245V248H101L100 246H101V242H103V243H107V242H109L108 241V237L110 236V235H112V237H113V235L114 234H116V232H118V227H120L119 226V223H120V221H123L122 219H126L127 217V219H129L130 218V220H131V223L132 224H130L131 226L129 227V225L128 226H126L125 224L122 226L123 228L126 226V227H129L130 228V231H129V228H128V233L126 234V233H124L123 234V232L122 231H126L127 230V228L124 230L122 227H120L119 229H120V232H121V235L123 236L124 235V239L125 238H127L126 240H128L127 241V243L125 244V245H122V240H121V238H122V236L120 237V238H118V239H120V241L119 242H121L120 244H121V246H119V245H117V244H110V245H112L111 246V248H110V245H109V247H108V249L109 250H106V251H102V257L100 256L101 254H99V255H95V257H93V255H92V257H90V255L88 254V255H86L85 253V255L83 254V256H80V257H76V258H74V257H72V255H71V257H72V259H71V261H70V263L73 261V263H75L74 262V260L77 262V264H80V263H82V264H111L110 263V261L111 260H113V257H114V255L116 254V255H118V254H121L122 255V253L124 254H126L127 252H129L128 254H130V252H131V258H129V259H127L128 257H126V259H127V262H125V256H124V258H120L122 261H124L125 263H127V264H162V262H164V264H202V263H200L201 261H203L204 263L203 264H228V262L230 261L231 263L230 264H233V262L231 261L233 258H234V256L232 257V259L229 257V256H227L228 255V253H230V255H232L231 254V252L233 253V251H234V246L232 245V246H230V247H228V246H225V245H227V244H231L232 242H233V244H237L235 247H236V249H237V251L239 250L240 251V249H242V247H243V245L246 243H244V241H246V239L248 240L249 238V240H248V242L249 243H251L252 245L254 244V242H256L257 240H256V238L255 237H257V238H259V236H257V234L259 233V230L260 229H258L259 227L255 224V227H254V225L253 226H251V224H253V223H255V222H257L258 220L256 219V217H258V218H261V217H263V215H264V211H263V208H262V206L264 205V204H262L261 206H259V204H258V207H261L260 208V210L262 211H259L257 208H256V210L258 211V213H256V210H254L255 208H254V206H253V204H255V203H257L258 201H260L259 200V198H261L260 196L262 195L261 193H263V196H264V192L263 191H260L259 192V190H256V189H261L262 188V190H264V181H262V183H258V182H261V181H258L257 183L260 185V187H259V185H256L255 184V190H256V192L258 191L261 195L260 196H258V199H257V197L255 198L254 196H256L255 194H259V193H256V192H254L253 193V191H252V189H251V191H252V193H253V197H252V195H250V197L252 198V199H254V201H255V203H254V201L252 200V199H250L251 200V203L249 204V206L250 207H248V204H246V205H244L246 202H244V201H247L248 202V197H249V195H246L247 193H248V190L250 189V188H252L251 187V185L250 184H252V182L249 184L248 182H247V184H249V186L250 187H245V189L247 188V190H245V193L246 194H244V195H246V200L244 199L245 198V196H244V203L242 204V201L239 203V199H237L238 198V193H239V191L237 192V194H235L236 196H235V198H236V201H234L235 200V198H234V194H233V197H232V193L233 192H235L236 191V189H237V187H236V189H235V191H233L232 192V190H231V188H232V186H230V185H228V183H226V184H224V182H227V180H228V176H229V172H228V169H224V168H222V169H216V167L215 168H213V167H211V165H213V164H211L210 165V163L212 162V161H214V160H211V162H210V152H213V151H211L212 149H208L207 148V142H209V140L211 141V143L214 141H212V139L214 138V136H213V133L211 134L210 132L208 133V134H210V135H212L213 136V138L211 139L210 137H209V135L206 133V127H205V132H204V129H203V127H202V130H201V128H195L196 130L197 129H199V131L197 132V134L195 135H193V132L194 133H196L194 130L191 132H189L188 130L186 131V132H184V133H182V132H178L177 130H176V127L174 128L173 127V125H171L170 124V127H167V128H165V129H161L159 132H157L156 131V127H155V125L152 123V124H150L151 123V121L149 122V120L147 121L146 120V118H149L150 120H151V118L153 119H155L157 116H158V114H159V110H152V109H150L151 111H149V110H146V108H147V105L149 106V104L151 103L150 101H152V100H150V101H148L147 102V99H146V97L148 98V94H147V91L148 90H144V88H143V90L142 91H139V90H137L136 89V87H135V89H133V91H135V93H136V91H138V92H140V93H138V94H135L133 91H131L130 89H129V86H126V84L124 85ZM160 82V81H159ZM165 82H167V81H165ZM183 82V81H182ZM206 82H208V81H206ZM61 82H59V84H60ZM65 83V82H64ZM137 83H139V82H137ZM196 83V84H197ZM201 83V82H200ZM209 83V82H208ZM213 83V82H212ZM35 84H37V82L35 83ZM58 84V85H59ZM76 84H78V83H76ZM103 84V83H102ZM114 83H112V84H110V85H107V87L109 86H112ZM142 84H143V82H142ZM147 84V83H146ZM176 84H177V82H176ZM31 85H34V83L32 82V84ZM95 87H94V86ZM127 87L128 88V90L129 91H131L129 94H130V98L129 99H131L130 100V102L131 103H136V104H134V106H133V104H131L130 105V107H132L133 109V112L132 113H130V112H128V110H127V107L125 106H123V107H120V106H118V104L120 105V103H119V98L121 99V102H123L122 101V98H127V97H124L125 95H127L128 96V94L127 93H125V94H121V89H125V87ZM135 85V84H134ZM145 85V84H144ZM143 85V87H145ZM155 85V84H154ZM163 85H165L164 83L162 84V86ZM178 85V84H177ZM183 85V84H182ZM201 85V84H200ZM35 86V85H34ZM71 86V85H70ZM92 86H93V88H92ZM171 86V85H170ZM185 86H188V83H187V85H185ZM184 86V87H185ZM211 86V85H210ZM218 86V85H217ZM68 87V86H67ZM158 87V86H157ZM175 87V86H174ZM190 87H193L192 85L190 86ZM197 87V86H196ZM213 87H214V85H213ZM260 87V86H259ZM76 88H78V86H76V85H72L71 87H68V88H65L64 87V89H63V87H62V89H61V86H60V89H61V91H60V93H59V91H57L59 94H61V93H63V94H68L70 97L69 98H66V103L67 102H70V103H72V102H74V99H73V96H75V93H76ZM100 88V89H99ZM104 88V89H103ZM149 88V87H148ZM147 88V89H148ZM153 88H154V86H153ZM159 88V87H158ZM157 88V89H158ZM164 88V87H163ZM166 88V87H165ZM164 88V90H166ZM176 88V87H175ZM175 88H173V89H175ZM179 88H181V87H179ZM198 88V87H197ZM80 89V88H79ZM80 89V90H81ZM156 89V90H157ZM167 89L168 90H171V89H169L168 87H167ZM191 89V88H190ZM207 89V88H206ZM205 89V90H206ZM217 89V88H216ZM90 90H89V96H90ZM161 90H162V88H161ZM179 90V89H178ZM183 90V89H182ZM186 90V89H185ZM204 90V91H205ZM25 91V94L27 93V94H29V92H28V90H26V87H24V90H23V92ZM52 91H54V90H52ZM56 91H54V93L56 92ZM95 91V90H94ZM155 91V90H154ZM171 91H174V90H171ZM200 92H201V87H200V90H199ZM207 91V90H206ZM210 90H208L207 92H209ZM16 92H18V90H16ZM20 92V91H19ZM18 92V93H19ZM97 92V91H96ZM110 92H112V93H110ZM123 92H125V91H123ZM122 92V93H123ZM160 92V91H159ZM163 92V91H162ZM161 92V93H162ZM170 92V91H169ZM168 92V94H171V93H169ZM175 92H176V90H175ZM178 92V91H177ZM195 92V91H194ZM194 92H192L191 94H194ZM166 93V95H167V91L165 92ZM165 93H164V95H165ZM190 93V92H189ZM80 94V93H79ZM83 94V93H82ZM84 94H85V92H84ZM100 94V92L98 93V95ZM123 95V96H121V95ZM160 94V93H159ZM173 94V93H172ZM178 94V93H177ZM180 94H181V92H180ZM201 94H202V92H201ZM204 94V93H203ZM261 94V93H260ZM67 95V96H68ZM93 95H94V93H93ZM101 95V94H100ZM99 95V96H100ZM136 95H138V97L136 96ZM166 95H165V97H166ZM183 95H185V94H183ZM17 96L19 97V94H17ZM62 96V95H61ZM78 96V95H77ZM77 96H75V97H77ZM95 96V95H94ZM167 96H169V95H167ZM175 96V95H174ZM178 96V95H177ZM187 97H188V92H187V95H186ZM189 96L191 97V95L189 94ZM79 97V96H78ZM91 97V96H90ZM115 97V96H114ZM119 97V98H118ZM139 97H141V98H139ZM170 97H172V98H174L172 95H170ZM169 97V98H170ZM178 97H182V95H180V96H178ZM57 98H58V95H57ZM60 98V97H59ZM65 98V97H64ZM81 98V97H80ZM92 98H93V96H92ZM96 98H97V95H96ZM100 98V99H101ZM152 98V97H151ZM162 98V97H161ZM167 99H169L168 97H166ZM176 98V97H175ZM207 98V97H206ZM211 98V97H210ZM52 99H53V97H52ZM87 99V98H86ZM150 99V98H149ZM148 99V100H149ZM153 99V98H152ZM167 99H165V100H167ZM88 100L89 99H87V104H88ZM95 100V97H94V99H93V101ZM97 100H99V99H97ZM178 99L176 98V101H177ZM207 100V99H206ZM53 101V100H52ZM54 101H56L55 99H54ZM82 102H83V100H81ZM113 101V102H112ZM125 101V100H124ZM168 101V100H167ZM169 101H171V99L169 100ZM65 102H63V103H65ZM97 102V101H96ZM98 102H100V101H98ZM129 102V103H130ZM154 102H157V100L156 101H154ZM209 102V101H208ZM207 102V103H208ZM85 103V102H84ZM100 103V104H101ZM110 103V104H109ZM149 103V104H148ZM182 103V102H181ZM236 103V102H235ZM238 103V102H237ZM56 104V103H55ZM68 104V103H67ZM83 104V103H82ZM93 104V103H92ZM94 104H95V102H94ZM107 104H109V105H107ZM124 104H126V102L125 103H122V105H124ZM139 104V107H137V105ZM141 104V105H140ZM144 104H147V105H145L146 106V108H145V114L146 115H144V111H142L141 109H143L144 108ZM153 104V103H152ZM158 104H160V103H158ZM174 104V103H173ZM177 104V103H176ZM183 104H184V102L182 103V106H183ZM54 105V104H53ZM80 105V104H79ZM241 105V104H240ZM48 106V105H47ZM60 107H61V105H59ZM70 106V105H69ZM68 106V107H69ZM83 106V105H82ZM94 106V105H93ZM103 106V107H102ZM105 106H106V109H108L109 110V108L111 109V110H109L110 112L112 111V107H114V109H115V107H116V109H115V111H113L114 112V114H111V113H109V115H108V113L107 114H104L105 113V111H104V109H105ZM110 106V107H109ZM160 106V105H159ZM159 106H158V108H159ZM179 106V107H178ZM178 106H176V108L177 109H179L180 108V105H178ZM198 107H197V110H198V112H197V119H196V124H198L201 120H200V118L203 116V115H205L206 117H208V113L206 112V111H204V108L202 107H200L199 105H197ZM65 107V106H64ZM63 107V108H64ZM72 107V106H71ZM109 107V108H108ZM129 107V108H130ZM162 107V106H161ZM161 107H160V109H161ZM172 107V106H171ZM187 107V106H186ZM193 107H195V106H193ZM245 107V106H244ZM247 107V106H246ZM28 108V109H27ZM70 108V107H69ZM152 108V107H151ZM163 108H165V109H163ZM163 110L161 109V111H166L168 108L167 107H165V106H163ZM167 108V109H166ZM27 109V110H26ZM52 109V108H51ZM55 109H57V108H55ZM66 109V108H65ZM96 109V108H95ZM94 109V110H95ZM105 109V110H106ZM113 109V110H114ZM43 110V109H42ZM60 110H61V108H60ZM59 110V111H60ZM64 110V109H63ZM92 110H93V107H92ZM107 110V111H108ZM124 110L126 111L127 110V113H129V114H126V112H124ZM216 110V109H215ZM46 111V110H45ZM66 111V110H65ZM116 111H118V113L116 114ZM130 111V110H129ZM149 111V112H148ZM161 111H160V113H161ZM164 111V112H165ZM47 112V111H46ZM51 112V111H50ZM55 112V111H54ZM86 112V113H85ZM141 112H143L142 113V117H139V116H141L140 115V113ZM254 112V111H253ZM256 112V111H255ZM68 113H70V112H68ZM71 113H72V111H71ZM85 113V114H84ZM139 113V116H138V118L136 117L135 118V116L137 115ZM158 113V114H157ZM206 113V114H205ZM218 113V112H217ZM66 114H67V112H66ZM34 115H38L39 117H38V119H36L35 120V118H34ZM53 115V114H52ZM73 115V114H72ZM144 115V116H143ZM209 115H210V113H209ZM159 116H161V114L159 115ZM242 116V115H241ZM36 117V116H35ZM144 117V118H143ZM199 117V118H198ZM68 118V117H67ZM79 118H83V120H80V121H78V119ZM45 119H48V120H45ZM103 121H105L106 120V122L108 121V124L107 125H105V123H104V125L101 123V121L102 120ZM207 119L208 118H205L204 120H206L207 121ZM4 120V119H3ZM136 120V121H135ZM200 120V121H199ZM2 121V120H1ZM5 121V120H4ZM35 121L37 122V123H41L42 122V124H40V125H38L37 126V131L36 132H33V139H30V141L28 140L26 143H28V144H26L24 141H25V138H27V139H29L30 138V135L32 134L31 132L32 131H34V129L36 130V127H34V125L32 126L31 124V122H33V123H35ZM44 121H46V122H44ZM50 121H51V119H50ZM52 121H53V119H52ZM133 121L134 122H137V121H139V124H136V123H133ZM44 122V123H43ZM146 122H148V123H146ZM191 122V121H190ZM2 123V122H1ZM37 123H35V124H37ZM51 123V125H53L52 124V122H50ZM54 123V122H53ZM133 123V124H132ZM161 124V123H160ZM169 124V123H168ZM179 124V123H178ZM192 124V123H191ZM212 123H210V125H209V123H207V125H209V127L211 126V128H210V130L212 129L213 130V128H212V126L214 125H216V124H214V122H213V125H211ZM192 125H195V124H192ZM199 125V127H200V125H203V126H205V124H203V122H202V124H201V122L198 124ZM206 125V126H207ZM32 126V127H31ZM64 126H62V127H64ZM163 126H164V124H163ZM213 126V127H214ZM60 127V126H59ZM58 127V128H59ZM178 128H179V126H177ZM214 128H216V127H214ZM71 130V131H72ZM85 130V131H84ZM122 131L123 133V135H122V137H120V138H117L118 137V135H121L120 133H118L119 131ZM29 131H31L30 132V134H29ZM84 131V133H82L81 134V132H83ZM99 131V132H100ZM208 131H209V128H208ZM207 131V132H208ZM215 131H219V130H213V131H211V132H215ZM0 132V133H1ZM98 132V131H97ZM99 132L97 133V134H99ZM217 132H216V134H217ZM107 133V134H108ZM221 133V132H220ZM219 133V135H221ZM2 134V133H1ZM27 134H28V137H26L27 136ZM115 134L117 135V136H115ZM215 134V135H216ZM69 135H70V137H69ZM91 135V136H92ZM106 135V134H105ZM218 135V134H217ZM55 136V135H54ZM83 136H86V140L84 141V140H82L84 143H82V141L81 140H79L80 138H83ZM98 136V135H97ZM104 136V135H103ZM222 136V135H221ZM72 137H74V139L72 140L71 138ZM145 138V139H141L142 141H143V144H141L140 143V145L141 146H143V148L142 149H140V147H139V149H138V147H136V146H138L136 143H139L138 142V139L139 138ZM215 137H217V136H215ZM49 138H51L52 139V143L50 144V145H48L49 143L47 142V141H49V140H51V139H49ZM61 138H58V137H55L54 139L57 141V139H60L59 141H60V143H58V144H62L63 142H62V140H61ZM103 138V137H102ZM221 138V137H220ZM104 139H105V137H104ZM215 139V138H214ZM67 142H66V141ZM69 140V141H68ZM91 140V139H90ZM94 140H95V138H94ZM218 140V139H217ZM222 140V139H221ZM17 141H19V142H17ZM77 141H80V145H78V143H77ZM99 141V140H98ZM216 141V140H215ZM215 141L213 142V143H215ZM58 142V141H57ZM94 142H96V141H94ZM218 142H220L219 140H218ZM217 142V143H218ZM71 143V145H73ZM82 143V144H81ZM85 143V144H86ZM89 143H90V141H89ZM88 143V144H89ZM107 143V144H106ZM26 144V145H25ZM90 144H92V141H91V143ZM89 144V145H90ZM94 144V146H95V144L96 143H93ZM98 144H99V142H98ZM126 144H128V148H129V145H130V147H131V145H132V147L131 148H126V151H127V149L129 150L128 151V153L126 154H124L123 153V155H121V157H119L120 156V154L119 153H121V152H125V148H124V145L126 146ZM136 144V145H135ZM210 143H208V145H209ZM70 145V146H71ZM76 145H75V147H76ZM87 145V144H86ZM88 145V146H89ZM97 145V144H96ZM100 145V144H99ZM101 145V146H102ZM134 145V146H133ZM25 146H27L26 148H28V150L26 149V150H24V148H25ZM31 146V147H32ZM51 146V147H52ZM93 146V145H92ZM91 146V147H92ZM98 146V145H97ZM119 146H123V147H121L122 149H120L119 150ZM219 146V145H218ZM51 147H49V149L51 148ZM54 147V146H53ZM69 147V146H68ZM99 147V146H98ZM127 147V146H126ZM134 147V148H133ZM174 147V148H173ZM67 148V147H66ZM65 147H64V149H63V151L61 152V153H65V149H66ZM84 148V147H83ZM88 148H90V146L88 147ZM88 148H85L86 150H88ZM103 148H101V149H103ZM118 149V151H117V149H116V151L118 152V153H114L115 151H113V149ZM207 148V149H206ZM213 148V147H212ZM48 149V150H49ZM96 149V148H95ZM131 149V150H130ZM133 149V150H132ZM172 149H175V150H173L172 151ZM42 150V149H41ZM52 150V149H51ZM59 150H60V147H58L57 148V150H55V151H57L58 153H59ZM71 150H72V147H70V149H69V151L70 152H68V153H71ZM77 152H76V151ZM82 150V147H81V149H80V151ZM92 150H94V148H91V152H90V155L91 154H94L93 152H92ZM171 152H170V151ZM25 151V152H24ZM54 151V150H53ZM55 151H54V153H55ZM66 151H67V149H66ZM80 151H79V153H80ZM135 151V152H134ZM205 151H208L209 152V154H208V152H205ZM113 152V153H112ZM204 152V153H203ZM230 152V151H229ZM39 153H42V152H39ZM67 153V154H68ZM87 153V152H86ZM97 153V152H96ZM44 154V153H43ZM42 154V155H43ZM46 154V153H45ZM53 153H52V151H51V154H50V157H51V155H52ZM89 154V153H88ZM87 154V155H88ZM115 154H116V156H117V154H118V158L116 157L115 158ZM205 154H207V158L206 157H204V156H206ZM214 154V153H213ZM242 154H243V152H242ZM17 155H20L19 157L21 158L20 159V163L17 165V162L14 164L13 163V165H12V163H11V160L13 159H15V156H17ZM96 156H97V154H95ZM94 155V156H95ZM204 155V156H203ZM245 155V154H244ZM44 156V155H43ZM47 156H48V154H47ZM56 156L59 158V155L58 154H56ZM83 156H85L84 157V159H82L83 158ZM95 156V157H96ZM101 156H102V154H101ZM101 156H100V158H101ZM211 156H213L212 154H211ZM251 156V155H250ZM40 157H41V155H40ZM52 157L55 159V157H54V155H52ZM91 157H92V155H91ZM247 157H249L248 155H247ZM34 158V159H33ZM61 158V157H60ZM71 158V157H70ZM75 158H76V160H75ZM87 158V160L90 162V160H92L93 161V159H95V158H91L90 160H89V157H86ZM212 158V157H211ZM5 159H10L9 160V162H8V160H6L7 162L6 163H1V161H3V160H5ZM38 159H39V156H38ZM72 159V158H71ZM80 161H79V160ZM96 159H98L97 157H96ZM95 159V160H96ZM16 160H18V159H16ZM45 160V159H44ZM108 160H111L110 162L111 163H108ZM208 161V163H207V161ZM30 161V160H29ZM34 161H32V162H34ZM38 161V160H37ZM249 161V160H248ZM78 163L77 165H76V163ZM98 162L101 164V162L98 160ZM24 163V162H23ZM29 163H31V161L29 162ZM86 163H87V161H86ZM85 163V164H86ZM91 163H96L95 161H93V162H91ZM32 164V163H31ZM42 164V163H41ZM41 164H40V166H41ZM68 164H70L71 165V163H68ZM84 164V165H85ZM93 164H91V166H92V168H91V166L87 163L86 165H88V167L87 168H90V170H92V169H94L95 167H93ZM98 164V163H97ZM96 164V165H97ZM100 164H98V166L100 165ZM105 164V165H104ZM249 164V163H248ZM83 165V164H82ZM84 165H83V167H84ZM216 164H214L213 166H215ZM240 165V164H239ZM14 166V167H13ZM38 166V165H37ZM90 166V167H89ZM101 166V165H100ZM225 166H227V165H225ZM229 166V165H228ZM227 166V167H228ZM240 166H242V165H240ZM85 167V168H86ZM211 167V168H210ZM231 167V169H232V166H230ZM243 167H244V165H243ZM246 167V166H245ZM248 167H250V166H248ZM41 168V167H40ZM61 168V167H60ZM96 168H98L97 166H96ZM99 168H102V167H99ZM218 168V167H217ZM242 168V167H241ZM240 167H238V169H241ZM34 169V168H33ZM37 169V168H36ZM246 169V168H245ZM84 170V169H83ZM95 170H98V169H95ZM227 170V171H226ZM234 170V169H233ZM244 170V169H243ZM242 170V172H244ZM80 171H81V169H80ZM232 171V170H231ZM10 173V175H9V173ZM25 172V171H24ZM68 172V171H67ZM89 172V171H88ZM94 172H96V171H94ZM33 173V172H32ZM40 173V172H39ZM66 173V172H65ZM90 174L91 173H93L92 171L91 172H89ZM26 174V173H25ZM48 174V173H47ZM231 174H233V173H231ZM9 175V176H8ZM53 175V174H52ZM234 175H235V177L236 178H238L237 176H236V174L234 173ZM244 175V174H243ZM250 175V174H249ZM10 176V177H11ZM64 176H65V178H64ZM90 176H91V178H90ZM231 176V175H230ZM241 176H242V174H241ZM26 177V176H25ZM67 177H68V175H67ZM111 177V178H110ZM231 177H233V175L231 176ZM230 177V178H231ZM249 177V176H248ZM32 178H33V176H32ZM36 178V177H35ZM48 178H50V179H48ZM74 178V177H73ZM77 178V177H76ZM252 178V177H251ZM251 178H249V179H251ZM34 179V178H33ZM75 179V178H74ZM81 179H80V181H81ZM106 179H111V181L108 183L107 181L108 180H106ZM235 179V178H234ZM249 179L247 180L246 179V181H249ZM70 180V181H69ZM87 180V181H88ZM9 181V180H8ZM34 181H36L35 179H34ZM79 181V182H80ZM104 181H106L105 183H106V185L104 184ZM115 181V180H114ZM118 181H116V183L118 182ZM128 181V183H126ZM230 181V180H229ZM234 181V180H233ZM257 181V180H256ZM232 182V181H231ZM245 182V179H244V181H243V183ZM12 183H13V185H12ZM14 183L16 184V185H14ZM23 183V184H24ZM74 183V182H73ZM234 183H235V185L234 186H236V184H237V179L234 181ZM256 183V182H255ZM20 184V185H19ZM124 184V185H123ZM230 184V183H229ZM2 185V184H1ZM46 185H49L48 187L50 188H52V189H54L55 190V192L56 193H54L53 194V192L52 191H50V193L48 192L45 196H44V192L43 193H40V190H42L43 188L42 187H44V188H46L45 186ZM79 185V184H78ZM241 185H243V184H241ZM246 185V184H245ZM21 186H23V185H21ZM26 185H24V187H25ZM75 186V185H74ZM259 187V188H257V187ZM23 187V188H24ZM29 186H27V188L26 189H28L29 191H30V189L28 188ZM39 187H41L42 189H39ZM65 187V188H64ZM84 187V186H83ZM120 188V190L119 189H116V188ZM253 187V188H254ZM48 188V189H49ZM95 188H97L96 186H95ZM241 188V187H240ZM242 188H243V186H242ZM25 189V190H26ZM47 189V188H46ZM70 188H68V190H69ZM105 189V190H104ZM115 189L117 190V191H115ZM109 191L110 190V192H108V193H104L105 191ZM214 192V199H213V201H212V199L210 200V201H208L206 198L209 196V198H210V194H211V196H212V191ZM47 191V190H46ZM71 191V190H70ZM74 191H76V190H74ZM106 191V192H107ZM111 191H113V192H111ZM230 191V192H229ZM242 191V190H241ZM240 191V192H241ZM13 192V193H12ZM67 192H68V195H67ZM73 192V191H72ZM84 192V191H83ZM25 193H27V192H25ZM25 193H22L21 195L20 194H18L19 196H17V194H16V196L17 197H15L16 199H11V204H10V206H9V210H10V207L12 208V206H16V205H19L22 201H25L26 199L25 198H27L26 196H25ZM31 193V192H30ZM73 193H76L77 194V191L76 192H73ZM90 192H88V194H89ZM251 193V194H252ZM49 194H51L50 196H47V195H49ZM92 194V193H91ZM249 194V193H248ZM43 196H44V198H43ZM77 196V195H76ZM90 196V195H89ZM231 197V198H230ZM49 198H52V201H55V204L57 205V207H56V205H50V200L51 199H49ZM71 198V199H70ZM81 198V197H80ZM82 198H84V196L82 197ZM88 198V197H87ZM231 200V201H234V204H237V201H238V203L240 204V205H235L234 206V204H233V202H231L232 204H233V206H232V204L229 202V199ZM232 198H234V200L232 199ZM240 198V197H239ZM241 198H242V196H241ZM28 199V198H27ZM35 199H36V201H35ZM49 199V201H47ZM228 201V203H227V205H226V200ZM242 199V200H243ZM44 200H46V203L49 205V206H51V208L53 209V212H52V210H50V208H48V209H45V211L44 212H47L46 210H48V214H44V215H46V218H45V216H43V218L41 217L40 219H42V220H37V221H39L40 222V224H42V225H39V223H38V226H40L39 228H38V226H35V225H32V220H34L35 219V217L37 216V214L36 215H34L33 214V212H35L33 209H32V207H35L36 208V206L37 207H40V206H43L44 205V202H42V201H44ZM223 200H225V201H223ZM58 201H60L59 202V204H57L58 203ZM64 201V200H63ZM66 201V200H65ZM73 201V200H72ZM80 201V200H79ZM37 202V203H36ZM57 202V203H56ZM224 202H225V204H224ZM236 202V203H235ZM6 203V202H5ZM23 203V202H22ZM21 203V204H22ZM39 203V204H38ZM54 203V202H53ZM64 203V204H63ZM84 204V206L86 207H90V208H88L86 211L82 208H80L81 209V212H78L77 211V209L78 210H80L78 207H83V205H81V204ZM253 203V204H252ZM52 204V203H51ZM79 204V205H78ZM183 205V206H181V205ZM208 204H209V206H208ZM228 204H231V206L229 207V205ZM9 204H7V206H8ZM46 205V204H45ZM78 205V206H77ZM179 205H180V208H179ZM251 205L253 206V208L251 207ZM228 206V207H227ZM246 206H247V209H246ZM2 207V206H1ZM0 207V219H2V217H4V216H6V214H9V213H7L9 210L7 209V212L5 213L3 210H1L2 208ZM18 207V206H17ZM20 207H21V205H20ZM26 207V206H25ZM55 207V208H54ZM84 207V208H85ZM205 207H207L208 209H206ZM211 207L212 208H214L215 210H210L211 209ZM232 207V208H231ZM237 207V208H236ZM256 207V206H255ZM21 208H23V207H21ZM42 208V207H41ZM45 208H47V207H45ZM95 208V207H94ZM93 208V209H94ZM233 208H235V209H233ZM241 208V209H240ZM249 208H251V209H253V211L254 212H252L251 213V211H250V215L252 216L253 215V213H254V215H253V218L255 217V220H257V221H255V222H253V220L251 221V224H250V219L249 220H247V217L249 218V217H251V216H249V214H247L249 211ZM4 209V208H3ZM20 209V208H19ZM56 211H55V210ZM61 208H59V210H60ZM86 209V208H85ZM93 209H92V211H93ZM218 209V210H217ZM240 209V213L237 211V210H239ZM242 209H243V211H242ZM247 211H246V210ZM250 209V210H251ZM41 210H44V209H41ZM97 211H100V212H97ZM214 211V212H213ZM218 211V212H217ZM234 211H237V212H235V215H234ZM25 212V213H24ZM27 212V213H26ZM58 212H60V214L61 215H57V213ZM88 212V213H87ZM245 212H247V213H245ZM263 213V215L262 216H258V215H256V214H259V213ZM236 213H239V214H241V215H244V216H239V214H236ZM242 213H245V214H247V215H245V214H242ZM256 213V214H255ZM50 214H55V215H53V216H55L54 218H52L51 217V221L49 222V221H47L46 219H50ZM59 214V213H58ZM90 214V215H89ZM182 214V215H181ZM191 214H194V215H191ZM230 214L233 216L232 218H231V216H230ZM49 215V216H48ZM56 215L57 216H61V217H56ZM195 215H197V216H195ZM237 215L239 216V217H237ZM260 215V214H259ZM11 217H14L15 215H10ZM17 216V215H16ZM15 216V217H16ZM21 216H23V215H21ZM27 216V215H26ZM111 216V217H110ZM197 217L198 218V221L196 222V220L194 219L195 217ZM247 216V217H246ZM19 216H17V218H18ZM33 219H32V218ZM68 217V216H67ZM10 218V217H9ZM21 218H23V217H21ZM44 218H45V222H44ZM66 218V217H65ZM64 218V219H65ZM90 218V219H91ZM196 218V219H197ZM229 218V219H228ZM230 218L232 219V220H234V221H232V220H230ZM235 218H240V220H236ZM243 218V219H242ZM246 219V221L247 222H245L244 220ZM70 219V218H69ZM71 219H73V218H71ZM71 219L69 220V221H71ZM82 219V218H81ZM88 219V218H87ZM86 219V220H87ZM126 219V220H127ZM226 219V220H225ZM36 220V219H35ZM84 220H85V218H84ZM85 220V221H86ZM125 220V221H126ZM215 220H217V221H215ZM222 220L224 221V222H226L227 224H229V222H230V224L227 226L225 223H224V225H221V223H222ZM227 220H228V222H227ZM241 220L242 221H244L246 224H244V223H242L241 222ZM262 220V219H261ZM47 221V222H46ZM52 221L54 222V223H52ZM73 221V220H72ZM90 220H88V222H89ZM219 221H221V222H219ZM237 221H239V222H237ZM24 222H23V224H24ZM44 222V223H43ZM62 222H64L63 223V225L65 226L66 224H65V220H63ZM61 222V223H62ZM87 222V221H86ZM86 222H84V224L86 223ZM87 222V223H88ZM92 221H90V223H93ZM130 222V221H129ZM213 222H217V224H215V223H213ZM241 222V223H240ZM249 222V223H248ZM253 222V223H252ZM259 222V221H258ZM262 222H264V217H263V221H261V223ZM10 223H11V221H10ZM36 223V222H35ZM34 223V224H35ZM50 223H52V225L50 224ZM87 223L85 224V225H87ZM88 224L89 226L91 225V224ZM94 223V224H95ZM122 223V222H121ZM234 223V224H233ZM236 223V224H235ZM20 224V223H19ZM56 224V223H55ZM54 224V225H55ZM83 224V223H82ZM196 224H197V226H196ZM211 224H214V226L213 225H211ZM223 224V223H222ZM237 224L239 225V227H241V226H247V228H244V231H245V229L247 230L248 229V233H249V231H250V233L251 232H255V228H256V226L258 227L257 229H256V236L254 235L255 233H251V235L249 236V235H247V237L248 238H246L245 236H244V234H243V238H246V239H244V241H243V239L240 237V239L239 238H237L238 236H236L235 237V235H240V233H241V230L240 229H242L243 230V228H240L238 231L236 230V229H238L239 227L237 226ZM10 225V224H9ZM11 225H13V224H11ZM36 225H37V223H36ZM61 225V224H60ZM59 225V228L62 226H60ZM215 225H216V228H215ZM219 225H220V227H219ZM233 225H235L234 227H233ZM21 226V225H20ZM42 226H43V229H42ZM51 226V227H50ZM69 226V225H68ZM84 225H82V227H83ZM92 226V225H91ZM222 226V227H221ZM227 228H226V227ZM262 226V225H261ZM23 227V226H22ZM58 227V226H57ZM63 227V226H62ZM61 227V228H62ZM87 227V226H86ZM94 227V226H93ZM196 229H195V228ZM224 227V228H223ZM251 227H253L254 229H252ZM7 228H8V226H7ZM58 228V229H59ZM69 230H67V232H66V234L65 235H67V238L69 237V238H71V236H75L74 234L75 233H77L78 232V230L76 231L75 229V233H73L72 232V229L70 230V228H72V227H67ZM80 228L82 229V231L80 230ZM85 228V227H84ZM213 228H215L216 229V232L220 235V237H222L223 236V238L225 237L226 239H228L229 238V240H230V238L232 237V236H234L235 238H237V240H240L239 241V243L240 244H238V243H236V242H234L233 240H230L231 242H229V240H226V243L227 242H229V243H225L224 241H222V243H225V244H223L222 245V243H220V242H218V239L220 240V238L219 237H217V236H215V232H213ZM218 228L219 229H221V230H218ZM226 228V229H225ZM252 230H250V229ZM2 229V228H1ZM32 229V230H31ZM37 229V230H36ZM54 229V230H55ZM87 229V228H86ZM86 229H84V230H86ZM9 230V229H8ZM40 230V231H41ZM54 230H52V231H54ZM65 230H66V226H65ZM73 230V231H74ZM237 232H240V233H237ZM10 231V230H9ZM40 231H39V233H40ZM41 231V232H42ZM50 233H49V232ZM90 231V230H89ZM261 231V230H260ZM17 232V231H16ZM24 232V231H23ZM63 232V231H62ZM62 232L60 233V238H61V234H62ZM120 232H118V235H119V233ZM233 232H235V233H237V234H235V233H233ZM262 232H263V230H262ZM4 233H5V231H4ZM15 233V232H14ZM35 233H37V232H35ZM38 233V234H39ZM194 233H196V234H194ZM243 233H245L246 234V232H243ZM247 233V234H248ZM11 234V233H10ZM37 234V235H38ZM51 234L52 235H55L54 237L55 238H53V236H51ZM194 234V235H193ZM235 234V235H234ZM30 235H33L32 233H30ZM29 235V236H30ZM40 235V234H39ZM117 235V234H116ZM252 235H254V236H252ZM259 235H262V234H259ZM7 236V235H6ZM115 236V235H114ZM195 237L194 239H192L191 237ZM252 236V237H251ZM2 237H3V235H2ZM2 237H0V239L2 238ZM5 237V236H4ZM51 237L53 238V239H55V240H51ZM78 237V238H77ZM111 237V236H110ZM188 237V239L190 238V239H192V241L191 240H189V241H191V242H193V240L195 241V242H193V244L191 243V242H189V241H186L187 239L186 238ZM198 237V238H197ZM234 237L233 238H231V239H234ZM7 238L9 239V240H11L8 236H7ZM20 238V237H19ZM30 238H33V237H31L30 236ZM29 238V239H30ZM62 238H64L63 236H62ZM67 238H65L66 240H67ZM115 238H116V236H115ZM184 238V239H183ZM196 238H197V240H196ZM225 238H224V240H225ZM7 239V240H8ZM15 238H13L12 240H14ZM49 239V240H48ZM59 239V238H58ZM80 239V238H79ZM80 239V240H81ZM82 239V240H83ZM107 239V241H105ZM117 239V238H116ZM115 239V240H116ZM117 239V240H118ZM123 239V240H124ZM153 239H155V240H162V243H160L159 241L157 242V241H154L153 242ZM264 238L262 237V238H260V239H258L259 241H257L256 243H257V245H259L262 241V243H261V245L264 243V240H263ZM25 240V239H24ZM48 240V241H47ZM73 240V239H72ZM109 240H111V239H109ZM113 240V239H112ZM252 240H254V242L252 243L251 241ZM256 240V241H255ZM14 241H16V239L14 240ZM14 241H13V243L12 242H6L5 244H7V246L9 247V249H10V247H12L11 249L12 250H14V249H16L17 248V246H16V244H15V247L16 248H14V246H11V245H13L14 244ZM21 241V240H20ZM39 241H37V243L39 242ZM52 241V242H51ZM60 241H62L61 239H60ZM30 242V241H29ZM73 242H74V240H73ZM76 242V241H75ZM82 242V241H81ZM80 242V243H81ZM117 242V241H116ZM241 242L243 243V245L241 244ZM258 242H259V244H258ZM33 243V242H32ZM60 243V242H59ZM111 243H113V242H111ZM256 243H255V246H256ZM9 244V245H8ZM11 244V245H10ZM58 244V243H57ZM56 244V245H57ZM124 244V243H123ZM30 245V244H29ZM77 245V244H76ZM107 245H108V243H107ZM222 246L221 248H217L216 246ZM240 245H242V247L240 248ZM248 245V244H247ZM250 245V244H249ZM261 245H259L258 247H259V249H258V251H260V252H258L260 255H261V252H262V247L263 246H261ZM70 246V245H69ZM89 246V245H88ZM244 246H246V244L244 245ZM21 247V246H20ZM46 247V248H45ZM56 247H58V248H56ZM214 247H216L217 249H219V251L216 249V248H214ZM233 247V249H231ZM238 247V248H237ZM249 247V246H248ZM257 247V248H258ZM3 248V247H2ZM22 248V247H21ZM250 248V247H249ZM8 249V248H7ZM17 249H19V248H17ZM23 249H24V247H23ZM30 249V248H29ZM36 249V248H35ZM116 249V250H115ZM119 249V250H118ZM216 249V250H215ZM220 249H222V250H220ZM231 249V250H230ZM243 249H244V247H243ZM242 249V250H243ZM261 249V250H260ZM22 250V249H21ZM92 249H89V251H91ZM131 250H133L134 252L132 253V251ZM233 250V251H232ZM240 251V254L241 255H245V252H244V254L242 253L243 251ZM2 251V250H1ZM15 251V250H14ZM88 250L86 251V252H89ZM231 251V252H230ZM235 252V255H237L238 253H239V251L238 252ZM244 251H247V250H244ZM250 250L248 249V252H249ZM75 252V251H74ZM253 252V251H252ZM35 253V252H34ZM77 253V252H76ZM3 254V253H2ZM15 254V253H14ZM36 254V253H35ZM55 254H56V256H55ZM124 254V255H125ZM239 254V255H240ZM254 254V253H253ZM253 254H250L251 255V257H252V255ZM259 254H255L256 256H257V258H259ZM263 255H264V253H262ZM16 255H17V253H16ZM115 255V256H116ZM127 255V254H126ZM233 255H234V253H233ZM247 255V254H246ZM254 255V256H255ZM259 255V256H258ZM262 255V256H263ZM27 256V255H26ZM39 256V255H38ZM90 258H89V257ZM13 257H15V258H17V256H13ZM29 257V256H28ZM27 257V258H28ZM31 257H34V254L31 256ZM40 257H41V255H40ZM53 257V258H54ZM58 257V256H57ZM117 257V256H116ZM119 257V256H118ZM117 257V258H118ZM122 257V256H121ZM238 257V256H237ZM250 257V258H251ZM51 259V261L53 262H49V260ZM68 258V259H67ZM241 259V257H238V259ZM243 258V257H242ZM247 258L246 256H244V260H246V261H250V264H251V259H252V263H253V260H255L254 261V263L255 264H257V262L259 263H262L263 264V262L261 261V259H260V261H259V259H257V258H255V259H253V258ZM264 258V257H263ZM4 259V258H3ZM13 259V258H12ZM39 259V258H38ZM49 259V260H48ZM74 259V260H73ZM109 259H110V261H109ZM119 259V258H118ZM118 259H115V257H114V260H115V262H116V260H118ZM119 259V260H120ZM124 259V260H123ZM239 259V260H240ZM17 260V259H16ZM29 260H30V258H29ZM87 260V261H86ZM114 260H113V262H114ZM120 260V262H119V264H121V261ZM37 261V260H36ZM55 261V260H54ZM78 261H81V262H78ZM233 261H234V259H233ZM241 261H243L242 259L240 260V262ZM245 261V262H246ZM15 262V261H14ZM29 262V261H28ZM39 262V261H38ZM56 263H57V260L55 261ZM112 262V263H113ZM114 262V263H115ZM236 262H238V261H235L234 262V264H236ZM244 262V263H245ZM17 263V261L15 262V264ZM19 263H20V261H19ZM29 263H31V261L29 262ZM44 263V262H43ZM56 263H54V264H56ZM69 263V264H70ZM113 263V264H114ZM124 263V264H125ZM239 263V262H238ZM247 263V262H246ZM245 263V264H246ZM253 263V264H254ZM36 264V263H35ZM72 264V263H71ZM117 264V263H116ZM240 264V263H239Z\"/></svg>",
	"mask_w": 264,
	"mask_h": 264
}]
</instances>
